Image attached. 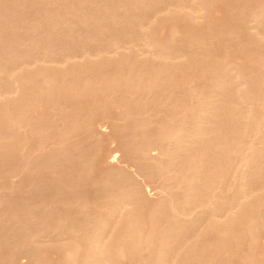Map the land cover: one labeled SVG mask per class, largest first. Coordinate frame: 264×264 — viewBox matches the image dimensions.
I'll use <instances>...</instances> for the list:
<instances>
[{"label": "bare ground", "instance_id": "1", "mask_svg": "<svg viewBox=\"0 0 264 264\" xmlns=\"http://www.w3.org/2000/svg\"><path fill=\"white\" fill-rule=\"evenodd\" d=\"M22 1L26 2V3L27 2L30 3L28 5L29 7L25 8V6H26L25 3L23 5V7L25 9L30 8V11L33 10V11H31V14L29 13V9L23 10V8H21L20 11L17 10L19 8L16 9V5L18 4L19 0H11V3L9 2V0H0V114H1L0 117L2 116L3 118H5V122H4L2 117L0 118L2 121L1 120L0 121L4 122L3 123V124H5L4 126H6V123H7L6 129H8V130H10L11 127H13L15 124V127L12 128V129H15V131L17 130L16 128L21 127L19 125L20 123L23 124V122H24L26 124V122H28L29 126H30V124H32V122L31 123L29 122V119H30L29 117H32L31 116L32 114L30 115V113L33 112V110L35 108L34 105L36 104V101L38 102V99L40 100V97H41V101L38 102V103H40V102H42V99H43L42 96L43 97L45 95H47V96L51 95L52 96V93L55 90L54 89L52 90V88H50V87L53 86L52 84H54V83H55L54 87H56L55 88L56 92L53 93V94H55V95H53V97H55V96L56 97L55 98L52 97V98L56 99V100H60V103H62L61 101H64L65 99H67L68 95H69V97L75 96L76 98L81 96V95L76 96L78 94V92H80V91L77 92L76 90H74V88L80 87V86H77V85H79L77 82H79L81 80L82 76H83L82 79L84 80L85 79L84 75L85 76L88 75V78H89L90 74L93 75V77H94V75L96 77L99 76V79H97L98 77L97 78L95 77L94 82L91 79L92 84L94 83L93 85L95 87V88L93 87L94 90H93V88L91 89L92 92L95 91L94 93H96V90L97 91L101 90V92L102 91L105 92V90H108L107 92H110L111 94H115V92L121 91L122 95L128 94L127 98H131V97L133 99L136 98V100H134V101H137V98H138V102L142 96L146 97V94H147V97H148V95L153 91L151 89H154V91H155V90H157V88H159L160 90L165 88L167 90L168 89V87H166L167 83H168V86L170 84V88H171V83L173 82L172 78L174 75L171 74L169 76L166 72H169L170 70H172V67H176L180 71L182 68H185V67H186L185 69L187 70V67L190 68V65L191 66H197V65H195V63H194V65L191 64V58H189V56H191V53H189V51L187 49L188 48L190 49V47L192 46V45L188 46V43H190V42H186L184 40L187 44V45L185 44V46L188 47L186 49L188 52H185L184 50H180V49L186 48L183 45H180V40L177 44L174 43V41L175 42L178 41L179 35L175 36V29L177 27H174L173 24L181 22L180 23L181 24L180 27H182V28H180L181 30L183 28L185 29V26L187 25V24L183 25V23L184 24L188 23V25H189V23L191 24V23L195 22L193 24L195 27L193 25H189L190 28H192L193 30H194V28H196V26L199 27L200 21H201V23H203L202 24V26H203L204 22L205 23L207 22V19L209 17L207 13L211 11L209 8L213 5L212 1H214V0H68V4H65V3H67V2H65V0H28V1L22 0ZM216 1H219V0H216ZM241 1H243V0H241ZM256 1H259V0H256ZM261 1L263 2L264 0H261ZM232 2H234V1H231V4H232ZM253 2H252V4L255 3V2L254 3ZM256 3L253 6L251 4V7L247 8V9L246 8L245 9L238 8V6L240 5V2L237 6L235 5L237 7V9H240V10H236V11H238L237 12L238 14L240 12V15L238 16L235 13L236 16H238L237 17L238 21L236 18H235V20L240 25L242 24L241 27H243L244 30H240V31H241V34H245V35L244 36L242 35L243 40L239 37V35H237L235 37L234 34H230V37H228V38L233 40V37H231L233 35L235 40L240 38L243 42L245 39V36H246L247 40H245L243 42V44H242L243 46L240 45L241 44L240 39H238L239 41L237 42V43L240 42V44H238L239 46L236 44L234 45L235 47H238V48L240 46H242V48L240 47L241 51L239 50L238 53L241 52L242 55H245V56L249 55L250 56L251 49L247 48V46L250 45L248 47L252 48V51L257 53L256 59H258V60H256V61H258V64H259L258 66L262 65L261 67H264V3H257V4ZM20 4H22V3H20ZM222 4H224V1L222 2ZM244 4H245V2L243 3V5ZM18 6H19V4H18ZM225 7L228 8L227 4ZM244 7H247V5L243 6V8ZM206 15H207V17H206ZM210 17H211V15H210ZM200 19H204V20L206 19V21L200 20ZM197 20H200V21H197ZM210 20H208V21H210ZM169 23H172L173 26L169 25ZM196 23H199V24L195 25ZM210 23H211V21H210ZM210 23H209V25H210ZM166 25L168 27L171 26L172 28L170 27L171 30H170V28H168L171 32L169 30L164 31V28H163V30H161L163 32L162 34H165L164 37H167L166 34L167 35L169 34L168 36H170V34H171V36L168 37L167 39H165L164 37L162 38V39H165L167 41V43H164V42H166L165 40L163 41L161 39L162 41H160V38L162 37V35L159 33V30L162 29L163 26H165V28L167 29ZM188 25L186 28L189 27ZM226 25H227V23H226ZM240 25L237 27H240ZM241 27H240V29H241ZM180 29H179V31H180ZM200 29H202V28H200ZM225 29H227V28H225ZM185 30L189 32V30H187V29H185ZM185 30H183L182 33ZM166 31H169V32L166 33ZM190 33H193V32H190ZM224 33H226V31H224ZM238 33H240V32H238ZM159 34L161 37L158 36V38H157V35H159ZM176 34H178V32H176ZM179 34H181V33H179ZM183 34H181V35H183ZM199 34H201V33H199ZM199 34H196V35L195 34L194 35L188 34L189 37L190 36H191V38L193 37L190 40L191 42H193V44L195 43V41L193 39H197L195 37H198ZM188 35H187V33L184 34V36H186V38L183 36L184 39L189 40L190 38L188 39ZM172 36H173V38H172ZM216 36H218V34ZM225 36H227V34ZM59 38H60L61 42H59L60 44H58V45H61L63 43H64V45L62 47L59 46L58 48H60V49L58 50V48L56 49L55 45H56V43H58L57 40ZM170 38L173 39V42L171 41L172 39H170ZM175 38H176V40H174ZM180 38L183 39L182 37H180ZM202 38H203V36L199 38L200 41H202V44L201 45L199 44V45L201 47H203V50H202V48L198 47L199 45H196V48L198 47L199 49H201L203 52L201 50L200 51L202 52V54H204L205 53L204 51L206 49L205 47L207 46L206 43L208 41L210 43L211 38L209 37L210 39L208 41H206V43H204V44H206L205 47L203 44V41H205V40H204V38L203 39ZM218 38H216V39H218ZM60 40H58V41H60ZM182 41H181V44L184 43V41L183 42ZM198 41L199 40H197L195 44H198L197 43ZM171 42H172V44L173 43L175 44V45L174 44L172 45L175 47H172L170 45ZM245 42H246V44H245ZM248 42H249V44H248ZM209 43H208V46H211ZM230 44H232V43H230ZM244 44H245V46L246 45L247 46L245 47ZM178 45L183 46V47L179 49ZM85 46L89 47L90 49H88L87 47L85 48ZM226 46H224V47H226ZM228 47H229V45H228ZM228 47H227V49H224V50L225 51L228 50L229 49ZM231 47H232V45H231ZM243 47L247 48V50L245 48L243 49ZM63 48L66 49V52H65V50H63ZM193 48H195V45H194V47H191L192 54L194 52ZM196 48H195V50L198 51L199 49H196ZM209 48H207L206 50H209ZM248 50L250 52H247ZM59 51H63V53H60V54H62V56L59 54ZM209 51L207 53L209 55H211V53H210L211 51L210 52ZM228 51H230V50H228ZM242 51H245L247 53V55L245 52H242ZM198 52H196V54H198ZM243 53H245V54H243ZM253 53H251V57L252 58L254 57V59H255L256 53H254V56H252ZM55 54H57V55L59 54L58 55L59 57L56 56ZM194 54H195V52H194ZM194 54L192 55L193 56L192 59L200 61L197 64H200V63L204 64V65L200 64L199 67L201 66V68H203L202 66H205L207 63L208 64L212 63V65H213L212 67L213 68L216 67V68L215 69L211 68L212 71L210 70L211 71V73L209 75L210 77L208 76V78H210L209 80L206 77H207L208 73L210 72L209 71V69H210L209 67H211L210 64L208 67L209 69L207 68L208 65H206L205 70L207 71V69H208V71H207L208 73L206 75H204L205 72H203L204 68H203V70L201 68L198 69V67L193 68V69H197L196 71L200 70V71H198L200 73L203 72L202 74L204 76L202 75L201 77L202 78L205 77L204 80L207 79L208 83L206 81L200 80V82L202 81L201 82L202 84H203V82L205 83L202 85V88H199V89H201V90L203 89V90L200 92H199V90L195 91V86H194V91H192L191 94H193V96L195 95L194 93L198 94L197 92H199L200 94L195 95L196 97L192 96L193 98H191V95H188L189 94L188 92H191L188 89V91H187L188 96L186 97V93H185L184 98L185 99L187 98L188 100L191 99L192 102H190L188 104L185 101L186 103H184L185 105H184V108H182V109H185V106L187 104H188L187 107H189V105L191 106L190 108H186L185 109L186 111L184 110V112H182L183 110L180 109V111L182 110L180 112L179 110H177L180 112V114L178 115V113H179L178 112L175 116H172L175 114L172 111V109L174 110L175 106L172 109H170L169 108L170 106H168V108L174 114L173 113L171 114V111L169 110L168 116H171V119L169 117V119L166 121L168 116H166L167 113H165V112H167L168 108L163 103H164V101L167 102V100L169 98L165 95H162L165 98H167V100H165V98H163L162 96H159V95H161L160 92H163L164 90H162V91L157 90L155 92L156 93L155 97L159 96V99H158L159 102L156 98H154V96L152 97V99L153 98L156 99L157 101H155V103L156 104L159 103V105L161 103L160 101L164 99V101H162L163 102L162 104L164 105V107L167 110L163 111V115L165 113L164 117H166V118H163L160 114L158 115L157 120L155 118H150L151 121L149 119V121H150L149 124L152 123V119L156 120V121H154V124L158 120H161L159 122L161 124L157 125L158 127L156 126V124L153 125L154 127L151 124V126L153 128V129L151 128L152 129L151 130V129H149L151 126L148 124V118H147L148 116L146 117L147 113L145 114L144 109H146V110L148 109V111H146V112H148L149 116H150V113L152 111H157L156 113H158L159 110L161 108H163V106L161 108L158 107L159 108V110H158L157 107L153 104L154 100L152 102V99L150 97L151 102L155 106L156 110H153V109L151 110L150 109L151 105L149 106V108H146L148 106L147 105V106H145V108L143 107L144 112L140 113L141 111H138L139 113H137V111H136L137 114L134 115V112H135L134 110H137V109L136 108L132 109L131 105H134L135 102H133L130 99L127 100V98L125 96H121L120 99L118 98L119 99L118 102H117V100L115 102L113 101V103L117 102V104H115L116 107L118 106V103L120 102L121 99H122V101L124 100L122 97H125V99L127 101L130 100L128 102V104L130 102L134 103V104L130 103L131 104L130 106L127 104L131 108V110L128 109L129 107L127 108L129 110V111L127 110L128 112L125 111L126 109L123 107L125 109L124 110L125 114H123L124 112H122V115L124 118L127 117L126 120H124L127 123V126H128L127 119L128 120L130 119L129 121H131V123L133 125L134 132L136 131V129L139 128L138 126H140V128L137 131L142 130L141 129L142 127H145L143 129H146V128L149 129V130H145V131L143 130L142 134H141L142 136L140 135V132H138V135H137V132L135 133L136 135L133 134V131L131 133L129 131V129L131 128L130 125L128 126V127H130L128 130L124 131V129H123V131H122V129H120L121 131H119L118 128H120V126L117 128V126L119 125L118 122L120 121L121 124L123 122V119L121 120V117H122L121 114H118L119 116L121 115L120 117H117L118 115L116 116L117 117L116 119L117 120L119 119L118 122L116 120V122L118 124L116 126V129H118V130H116L115 127L112 128L114 123L112 122V124H110L111 123L110 117H107L106 115H108V114L105 115L104 113H103V115H105V116H103V117L102 116L98 117V114H100V113L97 114V118H98V121L100 123L98 122L99 124L98 123L94 124V123H92V120H94V118L96 116L93 117L94 113L90 112L93 115L92 116L90 114L93 119H91V117H89L91 119V123H92L91 126L93 129V132L90 129V127H91L90 126V124H91L90 120H89V122L87 121L90 124H88L86 122V125L88 124L89 128L86 127L85 125L83 126L85 121L88 119L87 117L89 114L86 115L87 116L86 120L84 118V115L88 112L82 111L83 116H81V117L74 114L75 116H78V117H77V119L74 117V119H75L74 121L71 120L73 126H75L74 128H76V125H78V128H76V129H79L82 126L81 128H83V130H84V128L86 127L85 128L86 131H85V133L83 132V134L87 133V135L91 134V136H92V133H93V135H95L94 131H97L98 129H99L98 132L100 131V133H101V130H102L101 127L104 129L105 125H107V123H109L112 126L110 127L108 125L107 127H110L113 130L112 134H114L115 130L119 131V132H115L114 135H117L118 133L121 134V132H122V134H121L122 136H120V135H118V136L121 137V140L123 142L119 141L118 139L116 140V141L121 142L120 143L121 148H123L122 146H124V145H122V143H125L124 141H127L128 140L127 138H129V137H132L131 139L133 140L135 138V137L133 138L134 135L136 137L140 136V137H138L139 138L138 143L145 140V139L141 140V138L144 137V135H145L144 133L145 132L151 133V131H153L155 126H156L154 133H152L151 135L147 134L151 140L146 136L149 140L146 139L145 141L148 140L151 142L147 141L148 143L146 142V144L141 142L145 145V148L142 149V153H143V154H141V155H143L142 158L140 157L141 155H138L139 156V159H137L138 161L134 159V161H137L136 164H138V162H142L141 161L142 159L147 160V161L153 160L152 161L153 163H151V166H152V164L155 163L154 160L162 159V160H159L160 162L157 161L155 163L156 164V167L154 166L155 171H152L153 168L148 164L150 166L149 168L150 169L152 168L151 170L148 168L150 170V172H153V174L151 173V175L153 177H156L155 179L157 180V183L155 182L156 185H154V188H157V190H156L157 192L156 191H154V192L159 194V195L155 194V196L158 195V197H159V201H157L158 199H155V201H157V204L159 202V206H157V204L153 205V206L156 205L155 208L156 207H158V208H156L155 210L150 208L151 211L153 210L152 215L146 216L147 211L146 212L144 211L146 219L148 218V222H147V220H144L145 216H142L143 210L142 209H141V211L137 210V209H139V207L141 205L140 203H139L140 205L138 204L139 207L135 206L136 209L132 207V205H134L136 203L135 199L137 197H139V199L143 198V196L141 194L142 192L140 193V195L142 197H140V196L136 197V194H135L136 192L137 193L140 192V190L138 188L141 185L137 184L138 187H136V189L138 191H136L135 187L133 186L134 190L136 191L135 192L133 190V192L135 194L134 200H133V195H132L133 193H129V192L127 193V191H125V189L127 188L126 185H125L126 188L123 189L124 191H122L120 189L121 187L118 186L119 187L118 190H121L120 192H123V193H120L119 191H117V192H119V193H117L118 195H116V197H115L113 194L114 198L113 199L109 198L110 200H107V198L105 197L106 198L105 200L107 202L105 207L103 206L104 207L103 208L101 205L102 209L100 211L99 210L94 211L93 214H95V212H96L95 217H94V215L92 216V218H93V220L91 221L92 223L91 222H90L91 224L89 223L90 227L88 226L89 228L87 227L88 228L87 230L83 229V227H82L83 225H85L84 224L85 222H86V224H88L86 214H84L86 217V221H85L84 217H83V219H84V221H83V219H82L83 214L80 213V215H79V212L75 213V211H74L75 214H78L80 216L79 217L80 219L78 218L77 215L71 214L73 217L74 216H76V217H74L73 221L69 219L70 220V222H69V220L66 221V219H64V217L66 218V216L68 217L70 214L66 215V213L64 212V215H66V216L62 217L64 222L65 221L67 223L72 222L76 226L77 223L75 224V222L77 221L79 223L78 227L80 226V223H81L80 227L83 230H85V231L82 230L83 233H81V231H80L81 229L79 230L78 227L76 229H74L75 226L74 225H73L74 227L71 226L72 224L67 225V223H66V226H68V227L65 228L66 226L65 227L63 226L65 224H63L60 221L62 219L60 217L62 214L57 216L58 219L56 221H55V219L52 218L55 216V214L53 216L50 213L46 212L47 213V214L45 213L46 216H48V214H50V216H52L50 219H48L46 216H44V214L37 215V218H41L42 216L46 217L47 222H49L50 224L49 223L45 224L44 223L45 219L43 217H42L43 218L42 220H44L43 222L41 219H36L37 221L34 219L36 221V223H34L35 222L34 220L30 221V219H29V221H26L24 224L22 222L21 224H23V225H20L19 223L16 222L18 225H20L18 232L16 233V231H17L16 226H15L16 231L13 234L11 232L10 233L8 232L7 234H9L10 237L12 236L13 240L11 238H9V240L10 239L11 240L10 241L7 240V242L9 241V243L6 242V244L9 245L12 243L11 244L12 246L10 247V249H12V251H13L12 255H14V257L16 256L19 260H16L17 259L16 257H15L16 259L8 258L9 253L11 254V252H8V255L6 258L10 259L9 260L10 263L12 260H13L12 261L13 263H14V261H17V263H18V261H20V259H22V260L24 259L26 262L29 261L28 264L30 262H33L31 264H34V263L37 264L34 261H36V260L38 261V259L41 260L42 256H44L43 259L45 260L47 258V257H45V254H47V252L52 249V250H54L53 253L60 254L59 260H61V256H62V261H59L61 264H118L120 262L119 260H121V259L122 260L125 259L124 260L125 262H127L126 261V259H127L130 264H187L188 260L191 258V257L189 258V256H193V252L195 251V249L193 250V248L197 247L195 244L197 241L196 236L198 234L196 231L198 229H196V231H195V227H197L196 225L198 224V222L200 223V221L198 219V217L200 215H202V216L205 215V217H206L208 214L209 217H206L207 220H204V221H207V224H209L208 222H210L211 227L213 226L212 229H214V228L217 229L216 227H218V229L220 228L219 231L221 232L220 235L222 236L223 242H225V240H227L228 237L229 236L231 237L233 234H234L233 236L235 237V235H238V233H240L239 237H241V233H242L241 231L243 228L242 226L247 224L246 221H244L245 222L244 225L242 224L243 223L242 222L243 216H244L245 220H247V221H249V219H246V218L247 217L251 218V216H252L253 219H250L249 222H252L251 224L253 226L255 225L254 227H256V228H257L256 224H258V227L260 228L259 225H262L263 221L262 220H256V219L254 220V218H255L254 215H256L258 218L261 217V212L263 211L262 210V205H263L262 202L264 203V137H262V135L264 134V133H262V132H264V113H262L264 111V98H263V100H261L262 98L259 96L258 97L261 99L257 100L256 98H257V95H259L261 93V92L260 93H258V92L264 88V85H262V88L261 87L257 88V86L260 85V83L263 84L264 82L262 81V78H261V82H259L260 78H258L259 80L254 79V81H258L259 84L256 85V83L253 81V83L255 85L253 84L254 87H252V86L250 87V89L252 88L251 91L254 90L253 88H255V86L257 89H260V90L257 91L256 96L252 95L253 92L257 89L255 88V90L253 92L249 91V89H248L249 86H247V83H248L247 81H249V83H250L251 80L250 79L247 80V77L250 76L248 78H251L253 76V75L251 76V74L249 72L250 71L249 67L250 68L252 67L250 64L253 63L254 59H252L253 61H251V63L246 61L249 64V67L247 66V69L249 71L247 70L248 71V72H246L247 74H244L243 72H244V69H246V68L242 69L243 66L241 67V65L239 64L241 68L239 67L238 68L239 71L238 70L236 71V69H235L236 66H234V65L238 64L237 62L235 63V61L232 60L234 62L233 63L234 65L231 63L234 66L233 67L230 65V62L228 61L229 58L227 57L228 58L227 60L225 58L228 55H226L225 57L222 58V56L227 54V52H225V54H221V56L215 55L213 53L212 55H214L215 57L219 56V59H217V61H214V59L211 57L212 55L210 56L213 59V61L216 62V64L214 63L215 67H214L213 62H209V61H212L211 59H209V61L200 60L202 58V54L200 52H199V54H200L201 58L199 59L200 56L199 55H198L199 57L197 56V58L199 60L195 59L196 57H194V56L196 54L195 55ZM120 55L121 56L124 55V57L123 56L121 57ZM55 56L58 58H56ZM115 56H117V58H115ZM258 56H259V58H258ZM203 57H205V55H203ZM206 57H207V54H206ZM210 57L208 56V58H210ZM233 57H234V55H233ZM247 58L249 59V57H247ZM207 59H205V60H207ZM222 59H224L223 60L224 63L226 60V63L229 65L224 64V66H223ZM248 59H246V60H248ZM117 60L119 62H121V60L124 61L125 64L124 63L123 64L126 65L125 67L128 68L130 71L139 68L138 72L144 71V73L147 72L148 74H146V75L144 74V76H142L143 73L141 75V73L140 72L138 73L137 70H136L137 73L136 72L132 73V71H131V73H129L128 71H124L127 74H130V75H127L123 71H121V69H119V71L117 70L118 72L116 71V75L111 79V77H109V76H111V74L109 73L110 72L109 69H111V68H108V70H107V71H109L108 73L110 75L105 74V72H107V71L104 68L107 69L108 65H109L108 67H110L111 66L110 64L113 63V61H114V64L117 63L119 65L120 63H118ZM215 60H216V58H215ZM218 60H220V62ZM243 60H244V58H243ZM115 61H116V63H115ZM221 61H222V63H221ZM205 62H207V63H205ZM217 62L221 63L222 66H220L221 64L218 65ZM255 64L256 65H254V66H257V62ZM118 65H116V66L112 65L113 67L111 66L112 67L111 71L114 70V67L117 68ZM120 65H122V62ZM217 65L219 67H217ZM239 65H237V66H239ZM125 67H123V68L119 67V68H122V70H125L124 69ZM170 67H171V69L168 71L167 68L169 69ZM253 68L254 69H252L251 72L253 70L255 71V69H258V70L260 69V67H257V68L253 67ZM95 69L102 70L101 72L105 71L104 74H105V76H107V77H105V79H107V78L110 79V80H106V82L105 81L102 82L103 87H101V86L99 87V83H100V85L102 84L100 82L101 81L100 77L103 74H101V76L97 75L98 72H99L98 74H100V71H98V70L96 71ZM177 69H175V70L177 71ZM185 69L181 70L183 72V77H186L188 74L193 72V70L191 71L192 67L189 70L191 72H189L188 70H187L188 71L187 72ZM240 69H241V72H240ZM79 70H81V71L84 70V71H89V72H91V70H92V71H96L97 73L94 72V74H93V72L92 73L87 72V74L84 73V75H82L83 73L82 74L79 73V72H81ZM175 70H173V73H175L174 72ZM183 70L187 72L186 76H184L185 74H184ZM262 70H263V68L260 69L259 72H261ZM114 71H113V73H114ZM196 71L194 70L193 73H195ZM198 72H197V74H198ZM77 73L82 75V76H80L81 78L78 77ZM241 73H243L242 76L243 75L247 76L248 74H250L246 78L243 77L246 79V82H245V80H242L243 78H241V76H240ZM131 74L132 75L137 74V75L132 76ZM177 74H180V72H178ZM255 74L258 77L257 73H255ZM262 74L263 73H259V77H263L264 74L263 75ZM74 75H77L76 77L79 78V80L73 79V80H77V82H76L77 85H76V83L71 82V81H73V80H71V78H73ZM166 75L169 77H171L172 75L173 76L171 78H164ZM192 75L190 74V75H188V77L192 78ZM162 76L164 79L162 78ZM178 76L180 77L181 75H178ZM194 76H193V78H194ZM256 76L254 75L252 78H254V77L257 78ZM68 77L69 78L71 77L70 82L67 81ZM198 77L199 76H197V79H198ZM175 78H177V75L175 76ZM191 78H190V80H192ZM58 79L61 80V82L56 83L55 81H57ZM103 79H104V75H103ZM197 79L196 80L193 79L196 82V84L198 83L197 81H199ZM263 79H264V77H263ZM85 80H87V81L84 83L89 84L90 86L92 85V84H90L91 83L90 81H89L90 83H88L89 79H87V77ZM95 80L96 81L100 80L98 82L97 86L95 85ZM179 80H181V79L179 78ZM179 80H177L176 84L183 85V84H186L188 81H190L187 78L188 81L183 79L184 82L180 83ZM193 80L191 82H193ZM52 82H54V83H52ZM81 82H83V81H81ZM164 82H166L165 87L160 88L161 85H164V84H162ZM174 82H175V79H174ZM48 83H51L50 84L51 86L46 88L45 86H48L49 85ZM71 83H73V84H71ZM193 83H191V85ZM86 84H85V86L81 85V92L84 91V93H85V89H86V91L88 92V90H89L88 93H90L91 90L88 88L90 86L88 85L86 87ZM188 84L185 85L184 87L187 86V88H188ZM251 84H252V81H251ZM251 84H249V85H251ZM72 85H76V86L74 88H70V86H72ZM191 85H189V86L191 89H193L192 88L193 85L192 86ZM27 87H29V90L32 92L31 94H30L29 90H27ZM31 87L33 88V90L30 89ZM98 87H99V90H98ZM176 87H178V85ZM176 87H174V88H176ZM82 88H83V91H82ZM182 88H183V86H182ZM187 88H185V91L187 90ZM196 88H198V86ZM22 90H23V92L25 91V93L20 96L21 99L17 98V96H19L18 93L21 94ZM77 90H79V89H77ZM173 90L174 89H172V91ZM178 90L180 91L181 88H179ZM178 90L176 89V91H175V93L177 92V95L182 94V92L184 91V89L181 90L182 92L181 91L179 92ZM141 91H144L145 93H146V91H149V92L151 91V92L150 93L148 92L149 94L146 93L145 95L143 92V95L140 96L142 94ZM26 92H29V95H30L28 97L29 98L28 100H26L27 99L26 97L28 96V95L26 96V94H28ZM138 92H139V95H138ZM157 92H159L158 93L159 95H157ZM168 92L167 93L164 92V93L166 95H168L169 94ZM86 94L84 95L86 98L84 96H81L82 99L84 97L85 99H87L85 101L92 100V98H90V97H89L90 99L87 98L88 97L87 95L91 96L92 93H90L91 95L90 94L86 95ZM108 94L109 93H107V96H105V97L103 96V97L104 98L108 97L109 96ZM111 94H110V96H111ZM116 94H118V93H116ZM119 94L121 95V93H119ZM131 94H133V95L137 94L139 97H137L136 95H135L136 97H133V96L130 97L129 95H131ZM170 94H169V97H170ZM172 94L174 95V91ZM23 95H25V96H23ZM104 95H106V93ZM118 95H117V97H118ZM152 95H154V94L152 93ZM173 95H171V98L169 100L172 99ZM177 95H176V97H177ZM183 95H180V96H183ZM22 96L25 98H23ZM93 96H94V94H93ZM96 96H97V99L96 98H93V99H96L98 101L99 95L97 94ZM149 96H151V95H149ZM13 97H14V99H18V101L16 100L17 102H19V100H21L23 102L27 101V103L24 104L22 102H19V104H17L14 102L15 100L13 99ZM75 97L70 98V99L68 98V99H69V101L70 100L77 101ZM103 97L102 96L99 97L100 101L101 100L103 101V99H101ZM111 97H109L110 100L108 99L110 102L109 101L107 102V100L105 99V101L109 105L112 102L111 99L114 100V98L113 97L111 98ZM144 97H142L141 99H143ZM160 97H162L163 99L160 100ZM176 97H174L173 99H175ZM63 98H64V100H62ZM148 98L147 99L145 98L144 100H146V102H148L149 101ZM178 98H182V97H177V99H175V100H177L176 103H178L177 108L181 107V104L183 103L182 102L181 104H179L180 99L178 101ZM48 99H50V98H48ZM53 99L52 100L50 99V100L53 101ZM11 100H13V103L10 102ZM50 100H48L49 101L48 102L46 100V96H45L44 101H46L49 104L51 103V106H52V102ZM78 100H80V99L78 98ZM96 100H92L91 102L89 101V103L84 101L85 106L87 107V108L84 107V109L86 108V110H90L92 108L91 106H94L93 101H96ZM169 100H168V102H169ZM175 100H173V101H175ZM65 101L62 103V107L55 106L56 108L58 107V109H57L58 111L60 109L61 112H64L63 109L61 110V108L66 107V106L65 107L63 106V104H65ZM67 101H66V103H68ZM100 101H98V103ZM102 101H101V104L104 102V101L103 102ZM171 101L169 102L170 104H171ZM181 101H184V99L183 100L181 99ZM57 102H59V101H57ZM149 102H148V104H150ZM9 103H12L10 105H14V103L17 106L20 105V107H18V110L16 109L17 106H14V107H16L15 113L18 112L17 113L19 115L18 117L16 116V114L14 112H13L14 114L12 113L11 107L13 108V106L10 107ZM53 103L54 104H53L52 108H54L56 101L54 100ZM90 103H92L93 105H89ZM113 103L111 104V106L112 105L114 106ZM120 103L123 104V102H120ZM142 103L144 105L145 102L143 101V102H140L139 104H142ZM176 103H175V105H176ZM37 104H36V107H37ZM96 104L97 103H95V106L97 108L98 105H96ZM101 104L99 103V105H101ZM170 104H168V105H170ZM57 105H59V103ZM87 105H89V106H87ZM123 105L127 107L125 102ZM173 105L171 104V107ZM178 105H180V106H178ZM104 106L111 107L108 105H103L102 107H104ZM152 106H151V108L154 107V106L153 107ZM88 107H89V109H88ZM106 107H105V110L103 108V111L105 113L107 112V109H108V108L106 109ZM134 107H138V103H137V105L135 104ZM52 108L49 107V109H51V111H52ZM56 108H54V109H56ZM111 108H109V109H111ZM120 108H121V110L123 109L122 107H120ZM139 108H140V110L142 109L141 107H139ZM28 109H29V112L31 110V112L29 114H27ZM84 109L80 108L78 110H84ZM92 109L94 111V107ZM99 109H97L98 112H99ZM109 109H108V111H109ZM119 109H118V113L121 112V111H119ZM65 110H67V109H65ZM68 110H70V108H68ZM71 110H72V108H71ZM101 110L102 109H100V112L102 113ZM132 110L134 111V112H132L133 115L129 114V112ZM149 110H151V112H149ZM162 110H164V108L161 109V112H162ZM26 111H27V113H26ZM95 111H96V109H95ZM111 111H113V110H111ZM174 111L177 112L176 110H174ZM69 112H71V111H69ZM116 112H117V110H116ZM11 113H12V115H11ZM112 113H110L111 115H108V116H111L113 118ZM258 113H262V116H258V115H260ZM25 114L29 115V117H27ZM82 114H79V115H82ZM11 116H12V119H11ZM22 116L25 118L27 117L26 119H28V121H26V119L24 118L25 121L19 122V119H20V121L24 120L22 118ZM128 116H129V118H128ZM16 117L18 119H16ZM82 117H83V119H82ZM104 117H107V119L105 121L103 120ZM99 118L101 121L99 120ZM66 119H67V117H66ZM77 120H81V121H79L81 124ZM75 121H77L79 124L74 125ZM111 121H113V120H111ZM66 122H67V124L65 126L68 125V127H70V126L72 127V124L70 125V123H71L70 121H66ZM82 122H84V123L82 124ZM93 122H96V121H93ZM93 124L95 126H96V124H98L97 126H99L101 124L100 125L101 127L98 129L95 128L96 130H94L93 127H95V126H93ZM123 124H125V123L123 122ZM147 124L149 125V127ZM16 125H17V127H16ZM146 125H147V127H146ZM1 126H3V125H1ZM1 126H0V128H1ZM4 126H3V129L5 130ZM24 126L26 127L27 125H22V127H24ZM65 126H64L63 131L67 130L66 132H68V130L73 129V127L71 129L70 128L65 129ZM114 126H115V124H114ZM123 126L126 127L125 129L128 128L126 126V124ZM136 126L138 128H136ZM121 128H124V127H121ZM33 129H34V127H33ZM39 129L38 130L35 129V130L39 131ZM76 129H74V130L76 131ZM8 130H7V134H8V132L10 133V131H11V130L10 131H8ZM20 130H17V131L19 132ZM41 130H43V128ZM41 130L37 133L35 132L36 133L35 137L37 136V134H39V135H40V133L42 134L43 131L41 132ZM45 130H47V129H45ZM0 131L3 132L2 129H0ZM12 131H11V133H12ZM127 131H129V132L126 133ZM18 132L17 133L14 132V134L17 135ZM69 132H73V130H71ZM14 134L12 135L13 138L11 136L9 138L14 139ZM45 134H46V132H45ZM59 134L61 135V133H59ZM96 134H97V132H96ZM125 134H127V136ZM9 135H11V134H9ZM4 136H6V134L5 135L3 134V137ZM8 136L4 137L5 139H7V141H5V139L2 138V140H4L5 142L0 140V143L2 144V142H3V143H5L4 145L7 146V144L10 141V140L8 141V139H9ZM18 136H20V134ZM118 136H117V138H118ZM15 137L17 138V136H15ZM40 137H41V135L39 136V138ZM125 137H127V138H125ZM114 138H116V137H114ZM0 139H1V137H0ZM17 139H19V138H17ZM17 139H16V142H18ZM124 139H126V140H124ZM131 139H129V140H131ZM136 141H137V139L136 140L134 139L133 142L132 141H130V142L135 144ZM6 142H7V144H6ZM12 142H15V140H13ZM23 142H24V140H23ZM127 142H126L125 146L127 145ZM35 143H37V142H35ZM131 143L128 142V145ZM141 143H140V145H138V144L137 145L140 146L141 148H143L144 145L142 144L143 145L142 146ZM14 144L16 145L17 143H14ZM20 144H22V143H20ZM133 144H131V146ZM147 144H149V145H147ZM137 145L136 146L133 145L134 148L136 147V149H137ZM120 146L118 143V147H120ZM125 146L123 148V152L127 153L126 150L128 149V147H130V145L126 146L127 148ZM2 147H4V146H2ZM118 147H117V149H115L116 151H119V149H121ZM6 148L8 149L9 147H6ZM134 148H132V149L130 148L131 152L133 151ZM130 149H129V151H130ZM138 149H139V151H141L140 148H138ZM115 150L113 151L114 154H115ZM154 151H155V153L157 152V154H158V155L156 154V156H157L156 159L153 158L155 156L153 154ZM113 152H112V154H113ZM22 155H24V154H22ZM152 155H154V156L152 157ZM2 156H3V154H2ZM110 158H112L111 160L114 161L113 156ZM140 158H141V160H140ZM107 159H108V157H107ZM111 160H109V161H111ZM134 161H133V164L135 165ZM142 164L144 165V163H141V165ZM139 165H140V163L138 164V166L137 165L136 166H137V168H139L138 169L139 174H141L142 172L140 173V171H139L141 168V165L140 166ZM143 165H142V167H144ZM146 166H147V164H145V167ZM63 169H65V168H63ZM144 170H141V171L144 172ZM149 170H147V168H146V170H145V171H147L146 174L147 173L150 174ZM84 173H85V171H84ZM75 174H78V173H75ZM148 174L146 176L150 177L151 175H148ZM15 176H13V177H15ZM83 176H85V175H83ZM118 176H121V175L118 174ZM122 176L120 178L125 177V176H123V177ZM140 176H142V175H140ZM146 176H145V178H146ZM145 178H142V179H144L148 183L149 179L146 180ZM153 179L150 178V181L152 180L151 181L152 183H154ZM118 180L119 179H117V181ZM120 181H122V180H119V182ZM106 182H108V181L106 180ZM224 184L227 185V187L224 186ZM144 185L145 184H143V186ZM120 186H122V188L124 187L123 185H120ZM143 186L140 189H142V188L144 189ZM223 186L226 187L227 189L226 190L221 189ZM108 188L106 187L105 190L107 189V191H108ZM110 188L112 189V187H110ZM110 188H109V190H110ZM131 188H132V186H131ZM131 188L130 189L127 188V190L132 191L133 188L132 189ZM221 190H223L224 192L223 191L222 192L225 194L221 193ZM226 192H227V194H226ZM109 193H111V192H109ZM103 195H104V193H103ZM111 195H112V193H111ZM111 195H109V196L111 197ZM106 196H108V195H106ZM71 200H72V198H71ZM105 200L103 201V203H105ZM137 200H138V198H137ZM155 201H153V202H155ZM81 202H82V199H81ZM84 202H82V203H84ZM140 202H143V201H140ZM73 203H75V202H73ZM76 203H77V201H76ZM84 204H86V203H84ZM78 205H80V204L78 203ZM74 207L78 208V206L77 207L74 206ZM64 208H65V206H64ZM80 208H81V206H80ZM263 208H264V206H263ZM92 209H94V208H92ZM150 209H148V212L150 211ZM79 210H82V208ZM95 210H97V207L95 208ZM136 210L141 213V214L139 213L138 216L139 217L142 216L140 219L143 218L142 220H144L145 223H147V228L149 226L150 229L144 228L143 225L140 226L144 221L142 222L141 220L140 221L138 220L139 217L138 216H137L138 218L136 217V214H137ZM86 212H88V211H86ZM30 213L33 214V212H30ZM36 214H38V213H36ZM148 214H151V213H148ZM50 216H48V217H50ZM70 216H69V218H70ZM11 217H13V216L11 215ZM31 217H34V215ZM59 217H60V219H59ZM203 217H201V218H203ZM262 217H264V215ZM16 218H17V216H16ZM75 218L76 219L78 218V220L82 219L83 224H82V222H79ZM26 219H28V218H26ZM26 219L24 218V220H26ZM51 219L54 220L55 222L53 221V223H51L52 222ZM2 220H3V218H2ZM74 220H75V222H74ZM263 220H264V218H263ZM137 221L141 222L140 224H138L139 227H141V228L143 227V229L145 231H146V229L148 231L144 233L143 230L140 229L136 225L138 223ZM255 221L256 222L262 221V222H260V224H259V223H255ZM145 223H143V224H145ZM239 223H240L239 229H241L240 232L238 229V225L235 226V224H239ZM13 225H15V224H13ZM200 225H201V223H200ZM200 225L198 226L199 229L201 226H203V228H205V226H207V225H205V226L204 225L200 226ZM158 226H160V227H158ZM214 226H216V227H214ZM233 226H235L237 228H234ZM248 226H250V224ZM70 227H72V228H70ZM232 227L234 228V231H233ZM246 227L244 226L245 230H246ZM247 228L250 229L252 227L250 226ZM151 229H153V231H154V233L151 232L152 233L151 236H153L152 238L149 237L151 234L149 232V230H151ZM252 229H253V231L255 230L254 228H252ZM252 229H250V231H249L250 233L252 232L251 234H253ZM236 230H238V232ZM256 230H258V229H256ZM214 231H216V230H214ZM148 232L150 234H148ZM201 232H202V229H201L199 234H201ZM204 232H203V235H204ZM233 232H235L237 234H235ZM246 232H248V231H246ZM79 233H80V235H78ZM195 233H197V234L195 235ZM216 233H218V231H216ZM263 233H264V231H263ZM205 234H206V232H205ZM251 234L248 235V238ZM216 235L218 236V234H216ZM244 235H242L243 239L236 238L238 243L240 240H244V238H246L247 235H245V236ZM79 236L81 239L80 242H81L83 249L80 248L81 245H80V247H77L78 246L77 243H79L78 242L79 239L76 240L75 238L79 237ZM197 237H199V236H197ZM203 237H202V240H204ZM153 238H154V240H153ZM200 238H199V240H200ZM218 238H219V236L217 237V240H219ZM232 240H230V241L232 242ZM11 241H13V242H11ZM230 241L227 240L226 245H228L227 246L228 249L231 247L230 250H232V252L234 253L233 249L235 250L236 248H238V247L234 248L237 244V241L235 240L236 243H234L235 242L234 241L233 244L230 243V245H232V246L235 245L233 247V249H232V246H230L228 244ZM204 242H206V240ZM243 242H246V239ZM243 242H240V243H243ZM210 243H213V242H210ZM210 243L207 245V247H209ZM206 244L207 243H205L204 245H206ZM217 244H219L218 241H217ZM226 245H222V246H226ZM239 245L240 244H238L237 246H239ZM211 246H212V244H211ZM213 246H214L213 248H215L216 244L214 243ZM45 247L49 248L48 251H47V248H45ZM199 247H201V246H199ZM219 247H221V244L219 245ZM42 248L44 249V251L41 250ZM77 248L81 249V251H82L81 254L78 251H76ZM7 249H8V246H7ZM45 249H46V251H45ZM80 249H77V250L80 251ZM144 249H146L145 251L147 253H145V254H147V256L142 254V251H144ZM204 249H205V247L203 248V250ZM215 249H217V248H215ZM200 250H201V252H203L202 248H200ZM223 250H222V252H224V256H226L227 259L228 258L231 259L232 255L234 256V254L232 252H230L231 256L227 257L230 250H228V253H226ZM225 250L227 251V248H225ZM242 250H243V248H242ZM197 251H195V252H197ZM216 251L213 252V253H215V255H212V256H216V254H218V253H216ZM50 252H52V251H50ZM40 254H42L41 257L39 256ZM78 254H80V255H78ZM140 255L141 256L143 255V257L145 256L144 259H142L140 257ZM194 255H196L195 257L198 256L199 258L198 257L197 258L199 260H201V258H200L201 255H197L196 253H194ZM248 256H246V257H248ZM193 257H192V259H193ZM219 257H222V254L220 256L218 254V259H217V261L215 260V263L213 260L214 257H212V261L210 260L211 263L213 262L212 264H230V262H229L230 259H228V261H227L225 259H221V258L219 259ZM242 257H244V255ZM246 257H244V259H245L244 261H242L243 259H239L237 261L241 262V263L243 262L242 264L249 263V262H250L249 264H252L254 262V261H252V263H251V258H250L251 255L248 257V258H250L249 262L246 261V259H247ZM12 258H13V256H12ZM198 259H196L195 261L198 262V264H199ZM235 259H237L236 256H235ZM232 260H233V262H232ZM232 260H231L232 264L238 263V262L234 263L236 261V260L234 261V258ZM9 261H8V263H9ZM195 261H191L192 264H195V263H193ZM43 262L46 263V261H43V260H42V262L39 261V263H41V264ZM59 262H58V264H60ZM191 262H190V264H191ZM2 263H4V262H2ZM129 263H127V264H129Z\"/></svg>", "mask_w": 264, "mask_h": 264}, {"label": "rangeland", "instance_id": "2", "mask_svg": "<svg viewBox=\"0 0 264 264\" xmlns=\"http://www.w3.org/2000/svg\"><path fill=\"white\" fill-rule=\"evenodd\" d=\"M22 1V0H21ZM20 0H19V2H18V4H19V6H18V4L16 5V9L17 8H19V9H17L18 11H20L21 10V8H23V10H28L29 9V13L31 14V11H33V10H31L30 11V8H28V9H25L26 7H29L28 5L30 4V3H26V2H21ZM28 1V0H27ZM215 1V2H214ZM214 1H212V6L209 8L210 10V12H208L207 14H208V16L210 17V15H211V17L209 18L208 17V19H207V22L205 23L204 22V25L202 26V24L203 23H201V21L200 20H204V19H200V20H197V21H200L199 23H196L195 25H197V24H199V27L198 26H196V28H194L195 26L193 25L194 23H189V25H193L194 27V30L192 29V28H190V26L188 25V23H183V25H188L189 27L188 28H186L187 27V25L185 26V29H187V30H189V32L188 31H186L184 28L181 30L180 28H182V27H180L181 26V22H179V23H174L173 25H174V27H177L176 29L178 30H176L175 29V36L176 35H179V39H178V41L177 42H175L174 41V43L175 44H177L178 42H179V40H180V45H183L184 47H186L185 49L183 48V49H180V48H182L183 46H179L178 45V47H179V49L180 50H184L185 52H188L189 51V53H191V56H189V58H191V64H193L194 65V63H195V65H197V66H191L190 65V68L192 67V69H191V71L193 70V72H194V70L196 71L197 69H193L194 67H198V69L199 68H201V66L199 67V65L201 64H197L198 62H200V61H197V60H194V59H192L193 58V54H194V52H195V54H196V52H200L201 54H202V50H203V47H201L200 45L202 44V41H200V37H202L203 36V38H204V40L205 41H203V44L204 43H206V41H208L210 38V40H211V42L209 43V41L206 43L207 44V46L205 47V45L206 44H204V47L207 49V48H209V50L211 51H209V50H206L205 49V53L204 54H202V58H201V56H200V54H199V52H198V54H194L195 56L194 57H196L195 59H198L197 58V56L199 57V59L200 60H202V61H209V59H211L212 61H209V62H213V64L215 63L216 64V62H214V61H217V59H219V56H221V54H225V52H227V54H225L224 56H222V58L223 57H225L226 55H228V56H226L225 58H226V60L228 59V61L230 62V65L231 66H233L234 64V62L232 61V60H234L235 61V63L237 62L238 64H235L234 66H236V71L238 70V68L240 67V65H241V67L243 66V68L242 69H244V68H246V69H244V74H247L246 72H248L249 70V72H250V74H251V76L253 75H255L256 76V74L255 73H257V75H258V77L257 78H248V77H250V76H248V75H250V74H248L247 76L245 75H243L242 76V74L243 73H241L240 74V76H241V78H243V77H247V80L248 79H250L251 81H252V84H251V81H250V83H249V81H247L249 84H251V85H249L248 83H247V86H249V91L250 92H253L254 90H255V88H256V86H255V88H253L254 90L253 91H251L252 90V88L250 89V87L252 86V87H254L253 86V81H254V79L255 80H257L258 78H260V80H259V82H261V78H262V81L264 82V79H263V77H259V73H263L264 74V67H261V66H258L259 64H258V61H256V60H258V59H256V57H257V53L256 52H254V51H252V48H250V47H248V46H250V45H246L247 46V48L248 49H251V53H256L255 55V59H254V57L252 58L251 57V53H250V56L248 55V56H245V55H242V53L241 52H239L238 53V51L240 50L241 51V49H240V47L242 48V44H243V42L245 41V40H247L246 39V36H245V39H244V41L242 42V40H243V36L245 35V34H241V31L240 30H244V28L243 27H241V25L239 24V23H237V21H238V16L240 15V12H239V14L237 13L238 11H236V10H240V9H247V8H249V7H251V4H252V2L254 1H256V0H243V1H239V0H219V1H216V0H214ZM224 1V4H222V2ZM231 1H234V2H232V4H231ZM9 2L11 3V0H9ZM65 2H67V3H65ZM65 4H68V0L66 1L65 0ZM218 4H217V3ZM227 2V3H226ZM229 2V3H228ZM239 2H240V5L238 6V8H240V9H237V5L239 4ZM245 2V4L247 5V7H244L243 8V6H246L245 4L243 5V3ZM253 2V3H254ZM257 3H264V1L262 2L261 0H259V1H256ZM255 2V3H256ZM20 3H22V4H20ZM24 3H25V8L23 7V5H24ZM216 3V4H215ZM227 4V6H228V8L227 7H225L226 6V4ZM242 3V4H241ZM254 3V4H255ZM256 3V4H257ZM234 4V5H233ZM254 4H252V6L254 5ZM223 5V6H222ZM236 5V6H235ZM18 6V7H17ZM228 9V10H227ZM243 11V10H242ZM210 13V14H209ZM213 13V14H212ZM232 13V14H231ZM238 15V16H236V14ZM224 16V17H223ZM231 16V17H230ZM206 17H207V15H206ZM228 18V19H227ZM235 18L237 19V21L235 20ZM211 19V20H210ZM208 20H210L211 21V23H210V21H208ZM214 20V21H213ZM216 20V21H215ZM232 20V21H231ZM204 21H206V19L204 20ZM231 21V22H230ZM236 21V22H235ZM176 22V21H175ZM233 22V23H232ZM240 22V21H239ZM209 23H210V25H209ZM226 23H227V25H226ZM232 23V24H231ZM180 24V25H179ZM208 24V25H207ZM238 24V25H237ZM168 25V24H167ZM166 25V27H167V29L165 28V26H163L162 27V29H160L159 30V33L162 35V37L160 36V34L159 35H157V38H158V36H160L161 38H160V41H164L165 39H167L168 37H170L171 36V34H170V36H168L167 34H166V36L167 37H164L165 36V34H162L163 32L161 31V30H163V28H164V31L165 30H169L168 28H170L171 26H173L172 25V23H169V25H171V26H167ZM182 25V26H183ZM240 25V27H241V29H240V27H237V26H239ZM179 26V27H178ZM227 26V27H226ZM236 26V27H235ZM184 27V26H183ZM198 27V28H197ZM208 27V28H207ZM213 27V28H212ZM231 27V28H230ZM235 29H233V28ZM172 28V27H171ZM171 28H170V30H171ZM190 28V29H189ZM200 28H202V29H200ZM224 28V29H223ZM225 28H227V29H225ZM243 28V29H242ZM179 29H180V31H179ZM217 29V30H216ZM230 29V30H229ZM169 30V31H170ZM183 30H185L183 33L184 34H186L187 33V35L188 34H199V33H201V34H199L198 35V37H195V38H197V39H193L194 41H195V43H196V41L197 40H199L197 43L198 44H193V42H191L190 40L193 38H191V36L189 37V35H188V39L189 40H186V39H184V37L186 38V36H184V34L182 33V31ZM196 30V31H195ZM204 30V31H203ZM216 30V31H215ZM234 30V31H233ZM169 31H166V33H168ZM224 31H226V33H224ZM171 32V31H170ZM176 32H178V34H176ZM190 32H193V33H190ZM215 32V33H214ZM218 32V33H217ZM223 32V33H222ZM238 32H240V33H238ZM165 33V32H164ZM179 33H181V34H183V35H181V34H179ZM221 33V34H220ZM238 33V34H237ZM243 33V32H242ZM245 33V32H244ZM203 34V35H202ZM215 36H214V35ZM218 34V36H216ZM227 34V36H225V35ZM230 34H234V36L236 37L237 35H239V37L242 39H240V38H238V39H240L241 41V44H240V42L239 43H237L239 40L237 39V40H235V38H234V36L232 35L231 37H233V40L232 39H229L228 37H230ZM173 35V34H172ZM181 35V36H180ZM202 35V36H201ZM243 35V36H242ZM184 36V37H183ZM165 38V39H162V38ZM180 37H182L183 39H181ZM210 37V38H209ZM214 39H213V38ZM219 37V38H218ZM224 37V38H223ZM227 37V38H226ZM172 38H173V36H172ZM172 38H170V39H172ZM176 38L174 39V40H176ZM202 38V39H203ZM207 38V39H206ZM216 38H218V39H216ZM162 39V40H161ZM201 39V40H202ZM222 41H221V40ZM58 40H60V38L58 39ZM57 40V42L58 43H56V45H55V47H56V49L60 46V47H62L63 45H64V43L63 44H61V45H58V44H60L59 42H61V40L60 41H58ZM159 40V39H158ZM186 41V42H190V43H188V46H191V47H194V45H195V48H196V45H199L198 47H200V48H202V50L201 49H199L198 47L196 48V49H199L198 51L197 50H195V48H193V54H192V49H191V47H190V49L187 47V46H185V44H186V42L184 41V43H182L181 44V41ZM214 40V41H213ZM230 40V41H229ZM166 41V40H165ZM172 42H173V39L171 40ZM182 41V42H183ZM236 41V42H235ZM172 42L170 43V45L172 46L173 44H172ZM201 42V43H200ZM229 44H228V43ZM164 43H167V41L166 42H164ZM208 43L211 45V46H208ZM212 43V44H211ZM220 43V44H219ZM230 43H232V44H230ZM174 44V45H175ZM215 44V45H214ZM224 44V45H223ZM238 45V44H240V45H242V46H240L239 48L238 47H235L234 45ZM245 44H246V42H245ZM245 44H244V46H245ZM248 44H249V42H248ZM41 45V44H40ZM58 45V46H57ZM187 45V44H186ZM227 45V46H226ZM228 45H229V47H228ZM231 45H232V47H231ZM177 46V45H176ZM224 46H226V47H224ZM234 46V47H233ZM239 46V45H238ZM245 46V47H246ZM87 46H85V48H86ZM172 47H175V46H172ZM177 47V48H178ZM219 47V48H218ZM227 47L229 48L228 50H230V51H228V50H224V49H227ZM245 47H243V49L245 48ZM66 48V47H65ZM65 48H63V50H65V52H66V49ZM88 49H90L89 47H87ZM188 48V49H187ZM236 48V49H235ZM238 48V49H237ZM247 48H245L246 50H247ZM60 48H58V50H59ZM188 51H187V50ZM233 49V50H232ZM235 49V50H234ZM202 52H201V51ZM224 50V51H223ZM237 50V51H236ZM245 50V51H246ZM191 51V52H190ZM210 52L211 53V55L214 53L215 55H219V56H217V57H215L214 55H209L207 52ZM221 51V52H220ZM235 51V52H234ZM245 51H242V52H245ZM213 52V53H212ZM220 52V53H219ZM224 52V53H223ZM229 52V53H228ZM231 52V53H230ZM247 52H250L249 50L247 51ZM60 53H63V51H59V54ZM235 53V54H234ZM241 53V54H240ZM246 53V52H245ZM245 53H243V54H245ZM254 53L252 54V56H254ZM58 54V55H59ZM206 54H207V57H206ZM249 54V53H248ZM56 56H58L57 54H55ZM61 56H62V54H60ZM203 55H205V57H203ZM233 55H234V57H233ZM246 55H247V53H246ZM55 56V57H56ZM121 56V55H120ZM123 57H124V55H122ZM121 56V57H122ZM188 56V55H187ZM208 56L210 57H212L213 59H214V61H213V59L210 57V58H208ZM214 56V57H213ZM59 57V56H58ZM58 57H56V58H58ZM126 57V56H125ZM228 57V58H227ZM241 57V58H240ZM247 57H249V59L247 58ZM55 58V59H56ZM115 58H117V56H115ZM119 58V57H118ZM208 58V59H207ZM215 58H216V60H215ZM221 58V57H220ZM224 58V59H225ZM243 58H244V60H243ZM258 58H259V56H258ZM120 59V58H119ZM118 59V60H119ZM123 59V58H122ZM198 59V60H199ZM205 59H207V60H205ZM224 59H222V61L224 60ZM246 59H248V60H246ZM251 59V60H250ZM252 59H254V61L252 60ZM116 60V59H115ZM117 60V62L118 63H120L121 64V62H122V65H118L117 63H116V61H115V63L116 64H114V61H113V63H111L110 65L112 66H116V65H118V69L116 68V67H114V73H113V71H111V69H112V67L110 66V67H108L107 66V69L106 68H104L106 71L108 70V68H111V69H109V71H107V72H105V71H103V72H101L102 70H99V69H95L96 71L98 70V71H100V74H98L96 71H92L91 70V72H89V71H84V70H79V71H81V72H79V73H83L82 75H84V73L85 74H87V72H89V73H92L93 72V74H94V72H96L97 73V75H100L101 76V74H103L104 75V79H105V77H107V76H105V74H111V76H109V77H111V79L116 75V71L118 70L119 71V69H121V71H128L129 73H131V71H132V73H135L136 72V70H137V72H138V69H135V70H129L128 68H126L125 66L126 65H124L125 63H124V61H122L121 60V62H119ZM193 60V61H192ZM221 60V59H220ZM220 60H218L219 62H220ZM226 60H225V63H224V61H223V63H222V61H221V63L223 64V66H224V64L225 65H229V64H227L226 63ZM231 60V61H230ZM238 60V61H237ZM227 61V62H228ZM250 62L251 63V61H253V63H251L250 65L252 66L251 68L249 67V64L247 63V62ZM193 62V63H192ZM219 62H217V64L218 65H220L221 63H219ZM257 62V66H254V65H256L255 63ZM124 63V64H123ZM203 63V62H202ZM205 63H207V62H205ZM233 65H232V64ZM209 64L211 65V67H209ZM207 63L206 65H208L207 66V68L209 69V71L211 70V68L212 69H215L216 67H215V64H214V67L215 68H213L212 66V63ZM222 64L220 65V66H222ZM240 64V65H239ZM246 64V65H245ZM253 64V65H252ZM124 65V66H123ZM201 65H204V64H201ZM206 65L205 66H202L203 68H204V71L203 72H205V74L204 75H206L208 72V69H207V71L205 70L206 69ZM217 65V67H219ZM237 65H239V66H237ZM233 66V67H234ZM246 66V67H245ZM247 66L249 67V70L247 69ZM119 67H125L124 69L125 70H122V68H119ZM240 67V68H241ZM253 67H255V68H257V67H260V69H262L263 68V70L261 71V72H259V70L258 69H255V71L253 70L252 72H251V70L252 69H254ZM135 68V67H134ZM182 68V67H181ZM186 68V67H185ZM185 68H182V69H185ZM189 67H187V70L189 71L190 70V68L188 69ZM203 68H201L202 70H203ZM103 69V70H104ZM127 69V70H126ZM171 69V67L168 69L167 68V70L169 71ZM175 69H177L176 67H172V70H170L169 72H166L169 76L171 75V74H173L172 76H173V82L171 83V88H170V84H169V86H168V83L166 84V82H164V83H162V84H164V85H161V87L160 88H163V87H165V84L167 85L166 87H168V89L166 90L165 88H163L162 90H164L163 92H160V94L161 95H159L158 93L159 92H157V95H159V96H162V95H165V96H167L169 99L171 98V95H173L172 93H173V91H174V95H173V97H172V101L173 100H175V99H177V97H182V98H178V101H179V99H180V102H179V104H181L182 102V104H181V107H179V108H177V104L178 103H176L177 102V100H175V101H171V100H169V102L171 101V104L173 105L172 107H171V104L168 102V100H167V98H165L164 96H162L163 98H165V100H167V102L166 101H164V99L162 98V97H160V100L161 99H163V100H161L160 102V105H159V103L158 104H156L155 103V101H157L158 99H159V96H156L155 97V95H156V91L158 90H160L159 88H157V90H155L154 91V89H151V90H153L151 93L149 92V91H146V93H148L149 95H151V96H149L148 95V97H147V94L144 92V91H141L142 92V94L140 95V96H142L143 95V92H144V95L146 94V97H144V96H142V97H144L143 99H139V102H138V98H137V101H134V100H136V98H132L131 96H133V97H139L138 95H139V92H138V95L137 94H135V95H133V94H131V95H129L131 98H127L128 97V94H126V95H122V92L121 91H119V92H115V94H111L110 92H107L108 90H105V92H101V90H99V87L101 86V87H103L102 85H103V83L102 82H106V80H110L109 78H107V79H103V75L100 77V82L102 83L101 85H100V83H99V87H98V90L99 91H97L96 90V93L99 95V97H105V96H107V93H109L108 95V97H106V98H101V99H103V103L101 104V101H100V98L98 97V101H100L99 103L101 104V105H99V103H98V101L96 100L97 99V94L96 93H94V92H92V88L94 87V83L92 84V81L94 82V79H95V75H94V77H93V75H89V78H88V75H84V78L86 79V77H87V79H89L88 80V83H90V84H92L91 86L89 85V84H86V83H84V82H86L87 80H83L82 78H83V76L81 75V74H78V77H80V76H82V78H81V80L79 81V82H77V80H73V79H78L79 80V78H77L76 76L77 75H74L73 76V78H71V80H73V81H71V82H74V83H78L79 85H77V83H76V85L77 86H80V87H76V88H74L76 85H72V86H70V88H74V90H76L77 92L78 91H80V92H78V94L76 95V96H79V95H81V96H84L86 93L87 94H90V93H92V95L91 96H89V95H87L88 97V99H90V98H92V100H96V101H93L94 103V106H91L92 108L94 107V111H95V109H96V111H97V109H102L101 111H102V113L100 112V109H99V112L97 111H93V109L91 110H86V106H85V102H88L89 103V101L91 102L92 100H89V101H85V100H87V99H85L84 97H83V99H82V97L81 96H79V97H75V96H70L69 97V95H68V98L70 99V98H73V97H75L76 98V100L77 101H75V100H70L69 101V99L67 98V99H65L68 103H66V101L64 100V98L62 99V100H64L65 101V104H63V106L65 107V108H61V110L63 109V111L64 112H61L60 111V109H59V111L57 110L58 109V107H62V103L64 102V101H61L62 103H60V100H56V99H53V98H55V97H53V95H55V94H53V93H55L56 92V87H54V82H52V83H54V84H52L53 86H51L50 84L51 83H48L49 85L48 86H45L46 88L47 87H50V88H52V90L54 89L55 91H53V93H52V96L50 95V96H47V95H45L46 96V100L48 101V100H52L53 99V101L55 100L56 101V104L54 105V108H56L55 106H58L56 109H54V108H52V106H53V101H51L52 102V106H51V103L49 104V103H47L46 101H44V98H45V96L43 97L42 96V102H40V103H38L39 101H41V97H40V100L38 99V102L36 101V104H37V107H36V104L34 105L35 106V108H34V110H33V112L32 113H30L31 112V110H30V112H29V109L27 110L28 111V113H27V111H26V113L27 114H29L30 113V115L32 116V117H29V115H27V114H25L27 117H29L30 119H29V122L31 123L32 122V124H30V126H29V123L28 122H26V124L23 122V124L22 123H18L17 121V123L22 127V125H27L25 128L24 127H20V128H16L17 130H20L19 132L16 130L15 131V129H12V128H14L15 127V124H14V126L13 127H11V131H12V133H11V131L10 130H8V129H6L7 128V123H6V126H4L5 124H3L4 122H5V118H3L2 116V118H3V120H4V122H1L0 121V126L1 125H3L4 127H5V130L3 129V126H1V128L0 129H2V131L3 132H1L0 131V137H1V141H3V142H5V141H7V139H5L4 137H6V136H8L9 134H11V135H9L8 136V138L11 136L12 138H13V134H14V132H18V134L17 135H15L14 134V139H8V141H9V143L7 144V142H6V144H7V146H5L4 144L5 143H3L2 142V144L0 143V264H16L17 263V261H14V263L11 261V263H10V259H8V258H11V259H16L15 257H14V255H12V249H10V247L12 246L11 244H6V242H7V240H9V238H11L12 240H13V237L11 236H9V234H7L8 232L10 233H14L15 231H16V229H15V226H16V228H17V231H16V233L18 232V229H19V227H20V225H23L26 221H29V219H30V221H33L34 219L36 220V219H45V221L44 220H42V222L44 221V223L46 224H48L49 222H47V218L48 219H50L52 216H50V214L51 215H53L54 216V214H55V216L54 217H52L53 219H55V221L58 219V217L57 216H59L60 214H62L60 217L62 218V217H64V216H66V215H68V214H72V215H77L78 216V218L80 217L79 215H80V213L81 214H83V216H82V219H83V217H84V219H85V221H86V217H87V221H88V224H86V222L84 223L85 225H83L82 227H83V229H85V230H87L89 227H90V225H89V223L93 220V218H92V216L94 215V217H95V214H96V212H95V214H93L94 213V211H100L102 208H101V205H102V207L104 206L105 207V205H106V198H107V200H110L109 198H114V196L116 197V195H118L117 193H119L121 190L122 191H124L123 189L124 188H126L125 187V185L127 186V188L128 189H130L131 188V186H132V188H133V186L135 187V190L136 191H138L137 189H136V187H138V185H141V186H139V190H140V192H136L135 190H134V188L132 189V191L131 190H127V188L125 189V191H127V193L129 192V193H133L132 195H133V200L135 199L134 197V195L136 194V197L137 196H140V197H142L143 196V198H141V199H139V197H137L138 198V200H137V198L135 199L136 201V203L134 204V205H132V207L133 208H135L136 209V207L138 206L139 207V205H140V207H139V209H137L138 211H141V209L143 210V215L142 216H145V212H146V216H150V215H152V211L153 210H155L156 208H158V207H156L155 208V206H153L154 204H157V201H159V197H158V193H156L157 191V188H154V185H156L155 184V182L157 183V180L155 179L156 177H153L152 175H151V173L153 174V172H150V170L153 168V170L152 171H155L154 169H155V167H156V162L158 161V162H160L159 160H162V159H158V160H154V164H152V166H151V163H153L152 161H147V160H141V158H142V156L143 155H141V154H143L142 153V149H144L145 148V145L144 144H146V142L150 139L149 137H148V135L147 134H152V133H154V131H155V129H156V126L157 125H159V124H161V123H159L161 120H158L157 122H155V124H156V126H155V128H154V130L153 131H151L153 128H152V126L153 125H155L154 124V121H156L157 119H158V115L160 114L163 118H166V117H164L165 116V113H167L166 114V116H168V111L170 110V109H172V108H174V106H175V108H174V110H179L180 111V109H182V108H184V103H190V102H192L191 101V99H185L184 98V96H185V93H186V97L188 96V95H191V98H193L195 95H198V94H200L199 92L200 91H202L201 89H199V88H202V85L203 84H205L204 82H203V84L200 82V80H203V81H208L210 78H208V76L210 75V73H211V71L208 73V75H207V77L206 78H208V80L206 79V80H204L205 79V77L204 78H202L201 76L203 75L202 73H200V72H198V71H200V70H198V71H196L195 73H190L191 75H192V78L191 77H188V75H190V74H188L187 76H186V73L188 72L186 69V71H184V76H186L189 80H190V78L193 80H196L197 79V76H199L198 77V79L197 80H199V81H197L198 83V85L196 84V82L193 80V82H191L192 80H190V81H188L187 80V78L186 77H183V72L180 70L179 71V69H177V71L175 70ZM173 70H175L174 72L175 73H173ZM248 70V71H247ZM117 71V72H118ZM134 71V72H133ZM191 71H189V72H191ZM239 71V70H238ZM243 71V70H242ZM104 72H105V74H104ZM109 72V73H108ZM136 72V73H137ZM140 72V71H139ZM138 72V73H139ZM146 72V71H145ZM164 72V73H165ZM178 72H180V74H177ZM197 72H198V74H197ZM240 72H241V69H240ZM255 72V73H254ZM88 73V74H89ZM125 74H127L126 72H124ZM141 73V75H142V73H143V75L142 76H144V74L146 75V74H148L147 72L146 73H144V71L142 72H140ZM163 73V74H164ZM114 74V75H113ZM162 74V75H163ZM177 75V78H175V76ZM197 74V75H196ZM201 74V75H200ZM262 74V75H263ZM127 75H130V74H127ZM132 75V74H131ZM134 75H137V74H134ZM134 75H132V76H134ZM178 75H181L180 77L178 76ZM195 75V76H194ZM203 75V76H204ZM92 76V77H91ZM167 76V75H166ZM164 77V78H171V77H169V76H167V77ZM193 76H194V78H193ZM261 76V75H260ZM98 77V78H97ZM96 78L97 79H99V76H97ZM181 79V80H179V78ZM210 77V76H209ZM70 78L68 77L67 79V81H69L70 82ZM162 78H163V76H162ZM163 78V79H164ZM196 78V79H195ZM245 78H243L242 80H245V82H246V79ZM91 79H92V81H91ZM96 79V80H97ZM174 79H175V82H174ZM183 79H185L186 81H188L186 84H183V85H180V84H176L177 83V80H179V82L181 83V82H184V80ZM59 80V79H58ZM55 81L56 83H59V82H61V80H59V81ZM95 80V85L97 86L98 85V82L99 81H96ZM81 81H83V82H81ZM90 81V82H89ZM185 81V82H186ZM255 83H256V85L257 84H259L258 83V81H254ZM82 83V84H81ZM97 83V84H96ZM189 83V84H188ZM191 83H193L192 85H191ZM201 83V84H200ZM208 83V82H207ZM71 84H73V83H71ZM83 85V86H85V84H86V87L89 85L90 87H88L91 91H90V93H88L89 92V90H88V92L86 91V89H85V93H84V91H83V88H82V91L83 92H81V85ZM188 84V88H187V86L186 87H184L185 85H187ZM175 85V86H174ZM178 85V87H176ZM189 85H191L192 86V88L193 89H191L190 88V86ZM255 85V84H254ZM261 85V86H260ZM260 85H258L257 86V88L259 87H261L262 88V85H264V83L262 84V83H260ZM176 87V88H174V87ZM180 86V87H179ZM182 86H183V88H182ZM194 86H195V91H198L199 90V92H197L198 94H196V93H194L195 95L193 96V94H191L192 93V91H194ZM198 86V88H196ZM205 86V85H204ZM203 86V87H204ZM111 87V86H110ZM95 88V87H94ZM94 88H93V90H94ZM97 88V87H96ZM179 88H181V90L182 89H184V91L182 92L181 90V92H182V94H178L177 95V92L175 93V91H176V89L178 90ZM185 88H187V90L185 91ZM256 88V89H257ZM31 90H33V88L31 87L30 88ZM77 89H79V90H77ZM102 89V88H101ZM104 89V88H103ZM172 89H174L173 91H172ZM188 89H189V91H191V92H188L189 94L187 95V91H188ZM191 89V90H190ZM27 90H29V87H27ZM51 90V91H52ZM162 90H160V91H162ZM260 89H257V90H255L254 92H253V94L252 95H257V91H259ZM21 91V90H20ZM169 91V92H168ZM179 91V90H178ZM179 91V92H180ZM29 92H30V94L32 93L30 90H29ZM29 92H26V93H28V94H26V100H28L29 98ZM164 92H168L169 94H170V97H169V94L168 95H166ZM261 92V93H260ZM264 88L262 89V90H260L258 93H260L259 95H257V100H259V99H261V100H263V98H264ZM25 93V91L23 92V90H22V93L20 94V93H18V95L19 96H17V98H20L21 99V95L22 94H24ZM82 93V94H81ZM106 93V95H104V94ZM116 93H121V95L119 94H116ZM152 93L154 94V95H152ZM163 93V94H162ZM255 93V94H254ZM263 93V94H262ZM93 94H94V96H93ZM96 94V95H95ZM101 94V95H100ZM110 94H111V96L114 98V100H112L111 99V103H110V105L109 104H107V102L110 100L109 99V97H111L110 96ZM184 94V95H183ZM17 95V94H16ZM117 95H118V97H117ZM176 95H177V97H176ZM180 95H183V96H180ZM23 96H25V95H23ZM22 96V97H23ZM116 96V97H115ZM120 96V97H119ZM121 96H125L126 98H127V100L128 99H130V100H132L133 102H135V104L137 105V103H138V107H134V103H132V102H130L131 104H134V105H131L130 103L128 104V102L130 101H127L126 99H125V97H122L124 100L122 101V99L120 100V102H123V104H124V102H125V104L127 105H131V107H132V109H137V110H132V111H130L129 112V114H131V115H133V113L132 112H134V115L135 114H137V113H139L138 111H141L140 113H142V112H144L145 111V114L147 113V115H146V117L148 118V124H149V122L151 121V119L150 118H155V119H152V126H151V124H149L151 127L149 128V129H151L150 131H151V133L149 132H143L144 134V137H142L141 138V140L142 139H148L147 141H145V140H143V141H141V142H143V143H141L140 141V143H141V145L143 146V148H141L140 146H138V145H140V143H138V137H140V136H135L136 134V132H137V135H138V132H140V135L142 134V131L144 130H149V129H143V128H145V127H142L141 129L142 130H140V131H137V130H139V128H140V126H136V128H138V129H136V131L134 132V128H133V125H132V123H131V121H129L128 119H127V122H128V126L130 125L131 126V128L130 127H128L127 126V123L124 121V120H126V118L127 117H123V115H122V112H124V110L125 111H127L128 109H130L131 110V108L127 105V107L126 106H124L122 103H118V106L116 107L115 106V104H117V102H118V100L121 98ZM154 96V98H156V99H152V97ZM193 96V97H192ZM261 97V98H259V97ZM263 96V97H262ZM50 98V99H48V98ZM53 97V98H52ZM81 97V98H80ZM90 97V98H89ZM111 97V98H112ZM150 97H151V99H152V102H153V100H154V102H153V104L157 107V109L159 110V108H161L162 106H163V108H164V110H162V112H161V109H163V108H161L160 110H159V112L158 113H156L157 111H152L151 112V110L153 109V110H156V108H155V106L152 104V102H151V99H150ZM158 97V98H157ZM174 97H176L175 99H173ZM190 97V96H189ZM196 97V96H195ZM254 97V96H253ZM16 98V97H15ZM23 98H25V97H23ZM78 98L80 99V100H78ZM93 98H96V99H93ZM119 98V99H118ZM147 99L148 98V100L150 101H148L150 104H148V102H146V100H144V99ZM254 98V99H255ZM13 99H14V97H13ZM105 99L107 100V102L105 101ZM109 99V100H108ZM181 99L183 100L184 99V101H181ZM15 101V103H17V104H19V102H22V103H24V104H26L27 103V101H21V100H19V102H17L18 101V99H14ZM17 100V101H16ZM23 100V99H22ZM83 100V101H82ZM117 100V102L116 103H113V101L115 102ZM57 101H59V102H57ZM85 101V102H84ZM145 102L144 103V105H143V103L142 104H139L140 102ZM162 101H164V103L162 102ZM186 101V102H185ZM10 102H12L13 103V100H11ZM49 102V101H48ZM71 102V103H70ZM110 102V101H109ZM127 102V103H126ZM158 102H159V100H158ZM12 103H9V105L10 104H12ZM15 103H14V105H10V107L11 106H13V108L11 107V111H12V113L14 112H16L15 111V108L16 107H14V106H17V105H15ZM59 103V105H57ZM95 103H97L96 105H98L97 106V108H96V106H95ZM106 103V104H105ZM114 104V106L116 107H114L113 105L111 106V104ZM165 104V106H167V108H168V106H170L169 108H168V110L164 107V105L163 104ZM175 103H176V105H175ZM67 104V105H66ZM87 104V103H86ZM92 103H90L89 105H93ZM146 104V105H145ZM168 104H170V105H168ZM187 104V105H188ZM192 104V103H191ZM32 105V106H33ZM61 105V106H60ZM89 105H87V106H89ZM103 105H108V106H111V107H106V106H104V107H102ZM148 105V106H147ZM153 107V108H151V106ZM158 105V106H157ZM187 105L185 106V109L186 108H190L191 106L189 105V107H187ZM39 106V107H38ZM102 108H101V107ZM145 106H147L146 108H149V106H150V109L151 110H149V112H151L150 113V116H149V113L148 112H146V111H148V109L146 110V109H144V111H143V107L145 108ZM178 106H180V105H178ZM18 107H20V105L19 106H17V110H18ZM49 107L50 108H52V111H51V109H49ZM84 107H86L85 109H84ZM99 107V108H98ZM105 107H106V109L108 108H111V109H109V111H108V109H107V112L105 113L104 111H103V108H104V110H105ZM120 107H124L122 110H121V108ZM129 107V108H128ZM139 107H141L142 109L140 110V108ZM159 107V108H158ZM68 108H70V110H68ZM71 108H72V110H71ZM80 108H83L84 110H78V109H80ZM120 108V109H119ZM128 108V109H127ZM155 108V109H154ZM20 109V108H19ZM65 109H67V110H65ZM75 109V110H74ZM88 109H89V107H88ZM118 109H119V111H121V112H119L118 113ZM139 109V110H138ZM185 109H182L181 111L182 112H184V110ZM14 110V111H13ZM45 110V111H44ZM56 110V111H55ZM74 110V111H73ZM111 110H113V111H111ZM116 110H117V112H116ZM167 110V112H165L164 113V115H163V111H166ZM173 109H172V111L175 113H173L171 110V114L173 113L174 115H172V116H175L179 111H177V112H175ZM69 111H71V112H69ZM76 111V112H75ZM80 111V112H79ZM82 111L83 112H88V113H86L85 115H84V118H85V123L84 122H82V124H83V126L85 125L86 127H88L89 128V125L88 124H90L91 123V119H93L92 117H91V113H94V116L93 117H95L94 118V120H92V123H98L99 121H98V118H97V114L98 113H100V114H98V117H100V116H105L106 114H108V115H111L110 113H112V116H113V118L111 117V116H108V115H106L107 117H110V119L111 120H113V121H111L110 120V124H112V122L115 124V126H114V124H113V126L112 125H110L109 123H107V125H105V128L103 129L100 125L99 126H97L98 124H96V126L93 124V126H95V127H93L94 128V130H96V129H98V128H100L101 127V133H100V131L98 132V130L97 131H94L95 132V135H93V129H92V123L90 124V129L92 130V136H91V134L89 133L90 131V129L87 131L90 135H87V133L86 134H83V132L85 133V128H84V130H83V128H79V129H76V128H78V125H76V128H74L75 126H73V124H72V121L71 120H75L74 119V117L77 119V117L79 116V117H81V116H83V114H82ZM93 111V112H92ZM129 111V110H128ZM127 111V112H128ZM136 111H137V113H136ZM180 111V112H181ZM186 111V110H185ZM51 112V113H50ZM79 112V113H78ZM91 112V113H90ZM180 112L178 113V115L180 114ZM260 112V111H259ZM262 112V111H261ZM12 113H11V115H12ZM13 113V114H14ZM18 113V112H17ZM17 113H15L16 114V116L18 117L19 115L17 114ZM54 113V114H53ZM62 115H61V114ZM78 113V114H77ZM103 113L105 114V115H103ZM170 113V112H169ZM262 113H264V111L262 112ZM262 113H258V114H260V115H258V116H262ZM78 115V116H75V115ZM79 114H82V115H79ZM87 114H91L90 116L88 115V117L86 116ZM102 114V115H101ZM116 114V115H115ZM118 114H121L122 115V117H121V120L123 119V122L126 124V126L128 127L127 129H125L126 127L125 126H123V125H125V124H123V122H122V124L120 123V121H119V119L117 120L116 118L117 117H120ZM123 114H125V112L123 113ZM144 114V113H143ZM152 114V115H151ZM157 114V115H156ZM1 115V114H0ZM45 115V116H44ZM74 115V116H73ZM115 115V116H114ZM118 115V116H117ZM42 116V117H41ZM117 116V117H116ZM157 116V117H156ZM0 117V118H1ZM16 117V119H18ZM26 117V118H27ZM66 117H67V119H66ZM87 117V118H86ZM89 117H91V119L89 118ZM107 117H104V121L107 119ZM161 117V118H162ZM169 117H170V119H171V116H168L167 117V119H166V121L169 119ZM15 118V117H14ZM22 118L24 119L25 117H23L22 116ZM21 118V119H22ZM25 118V119H26ZM128 118H129V116H128ZM11 119H12V116H11ZM25 119L24 120H21L20 121V119H19V122H22V121H25ZM32 119V120H31ZM82 119H83V117H82ZM102 119V118H101ZM149 119H150V121H149ZM160 119V118H159ZM31 120V121H30ZM45 120V121H44ZM64 120V121H63ZM89 120H90V123H88L89 122ZM99 120H100V118H99ZM109 120V119H108ZM116 120H117V122H118V124H117V122H116ZM163 120V119H162ZM165 120V119H164ZM26 121H28V119H26ZM66 121H70L71 123H70V125L72 124V127H73V129H71L72 127L70 126V127H68V125L67 126H65L66 124H67V122ZM78 122L79 121H81V120H77ZM77 121H75V123H74V125L75 124H79ZM83 121V120H82ZM88 121V122H87ZM93 121H96V122H93ZM101 121V120H100ZM115 121V122H114ZM165 121V122H166ZM43 122V123H42ZM65 122V123H64ZM86 122L88 123L87 125H86ZM164 122V123H165ZM16 123V124H17ZM28 123V124H27ZM35 123V124H34ZM158 123V124H157ZM17 124V125H18ZM22 124V125H21ZM45 126H44V125ZM81 124V123H80ZM147 124V125H148ZM17 125H16V127H17ZM112 126V128L113 127H115V129H116V126H117V128L120 126V128H118L119 129V131H121L120 129H122V131H123V129H124V131L125 130H128L129 128V131L132 133V131H133V134H135L134 136H133V138L136 140L137 139V143L135 142V144H133V143H131L130 141H134V139L132 140L131 138L132 137H129V138H127V137H125V138H127L128 140V142L129 143H131V144H133V145H137V149H136V147L134 148V146L132 145L131 146V144H129L130 145V147H128V149L126 150L127 151V153L126 152H123V148H124V146H125V144H126V142L127 141H124L125 143H122V145H124V146H122L123 148H121V142H123L122 140H121V137L120 136H122L121 134H122V132H121V134L120 133H118L117 135H114L115 134V132H119V131H116V130H118V129H116L115 130V132H114V134H112V132H113V130L110 128V127H107V126ZM147 125H146V127H147ZM149 125H148V127H149ZM29 126V127H28ZM52 126V127H51ZM64 126H65V129H71V130H73V132H69V131H71V130H68V132H66V131H63V129H64ZM19 127V126H18ZM28 127V128H27ZM33 127H34V129H33ZM67 127V128H66ZM121 127H124V128H121ZM154 127V126H153ZM158 127V126H157ZM24 128V129H23ZM40 128V129H39ZM43 128V130H41ZM56 128V129H55ZM87 128V129H88ZM96 128V129H95ZM23 129V130H22ZM38 130L39 129V131L41 130V132H42V134L40 133V135H41V137L39 138V134H37V136L35 137V134L37 133V132H39V131H36V130ZM45 129H47V130H45ZM52 129V130H51ZM74 129H76V131L74 130ZM107 129V130H106ZM7 130L8 131H10V133L8 132V134H7ZM106 130V131H105ZM24 131V132H23ZM27 131V132H26ZM48 131V132H47ZM52 131V132H51ZM56 131V132H55ZM104 131V132H103ZM129 131H127L126 133H128ZM263 131V130H262ZM5 132V133H4ZM36 132V133H35ZM45 132H46V134H45ZM65 134H64V133ZM96 132H97V134H96ZM5 135L6 134V136H4L3 137V134ZM48 133V134H47ZM59 133H61V135L59 134ZM71 133V134H70ZM104 133V134H103ZM124 133V132H123ZM262 133H264V132H262ZM20 134V136H18ZM67 134V135H66ZM103 134V135H102ZM2 135V136H1ZM65 137H64V136ZM88 137H87V136ZM118 135H120V136H118ZM126 136H127V134H125ZM149 135V136H150ZM262 135V134H261ZM15 136H17V138H19V139H17ZM25 136V137H24ZM30 136V137H29ZM44 138H43V137ZM67 136V137H66ZM117 136H118V138H117ZM142 136V135H141ZM148 138H147V137ZM114 137H116V138H114ZM120 137V138H119ZM146 137V138H145ZM261 137V136H260ZM262 137H264V134L262 135ZM2 138L3 139H5V141L4 140H2ZM38 138V139H37ZM124 138V137H123ZM16 139L18 140V142H16ZM33 139V140H32ZM52 139V140H51ZM57 139V140H56ZM113 139V140H112ZM119 140V141H121V142H119V141H116V140ZM129 139H131V140H129ZM13 140H15V142H12ZM23 140H24V142H23ZM65 140V141H64ZM77 140V141H76ZM124 140H126V139H124ZM151 140V139H150ZM54 141V142H53ZM145 141V142H144ZM35 142H37V143H35ZM62 142V143H61ZM128 142H127V145L126 146H129L128 145ZM148 142H151V141H148ZM147 142V143H148ZM14 143H17L16 145L14 144ZM20 143H22V144H20ZM35 143V144H34ZM70 143V144H69ZM118 143H119V146L120 147H118ZM150 144V143H149ZM149 144H147V145H149ZM15 145V146H14ZM35 145V146H34ZM57 145V146H56ZM2 146H4V147H2ZM63 146V147H62ZM115 146V147H114ZM125 146V147H126ZM6 147H9L8 149L6 148ZM25 147V148H24ZM117 147L118 148H121V149H119V151H116L115 149H117ZM6 148V149H5ZM18 148V149H17ZM127 148V147H126ZM132 148H134L133 149V151L131 152V149ZM138 148H140V150L141 151H139V149ZM6 151H5V150ZM14 149V150H13ZM46 149V150H45ZM129 149H130V151H129ZM136 149V150H135ZM13 150V151H12ZM115 150V154H114V151ZM121 150V151H120ZM124 150V151H125ZM17 152V153H16ZM23 152V153H22ZM27 152V153H26ZM112 152H113V154H112ZM120 152V153H119ZM123 152V153H122ZM130 152V153H129ZM141 152V153H140ZM37 153V154H36ZM86 153V154H85ZM139 153V154H138ZM153 153V152H152ZM151 153V154H152ZM2 154H3V156H2ZM22 154H24V155H22ZM85 154V155H84ZM154 155H152V157L154 158V159H156V154H157V152L155 153V151H154V153H153ZM138 155H141L140 157V160L142 161V162H138V164L140 163V165H141V163H144V167H142V165H141V168H140V173L141 174H139V172H138V169L139 168H137V166H138V164H136L137 163V159H139V156ZM158 155V154H157ZM26 156V157H25ZM44 156V157H43ZM63 156V157H62ZM113 156V160L114 161H112L111 159L112 158H110V157H112ZM115 156V157H114ZM107 157H108V159H107ZM138 157V158H137ZM93 159V160H92ZM107 159V160H106ZM134 159L135 160H137V161H134ZM2 160V161H1ZM24 160V161H23ZM37 160V161H36ZM109 160H111V161H109ZM124 160V161H123ZM27 161V162H26ZM117 161V162H116ZM133 161H134V163H135V165L133 164ZM144 161V162H143ZM148 163H147V162ZM163 162V161H162ZM28 163V164H27ZM80 163V164H79ZM82 163V164H81ZM36 164V165H35ZM86 164V165H85ZM145 164H147V166L145 167ZM152 167L151 169L149 168L150 166ZM24 165V166H23ZM35 165V166H34ZM82 165V166H81ZM137 165V166H136ZM139 165V166H140ZM155 166V167H154ZM10 167V168H9ZM85 169H84V168ZM109 167V168H108ZM135 167V168H134ZM63 168H65V169H63ZM143 168V169H142ZM146 168H147V170H149V173L150 174H148V175H151L150 177L149 176H146L147 174H146V172L147 171H145L146 170ZM149 168V169H148ZM73 169V170H72ZM83 171H82V170ZM137 169V170H136ZM145 169V170H144ZM49 170V171H48ZM110 170V171H109ZM141 170H144V172L143 171H141ZM84 171H85V173H84ZM26 172V173H25ZM44 172V173H43ZM82 172V173H81ZM114 172V173H113ZM137 172V173H136ZM75 173H78V174H75ZM81 173V174H80ZM145 173V174H144ZM66 174V175H65ZM112 174V175H111ZM118 174H120L121 176L123 175V176H125V177H123V178H120L121 176H118ZM138 174V175H137ZM16 175V176H15ZM83 175H85V176H83ZM140 175H142V176H140ZM144 175V176H143ZM13 176H15V177H13ZM65 176V177H64ZM76 176V177H75ZM81 176V177H80ZM128 176V177H127ZM145 176H146V178H145ZM111 177V178H110ZM154 179H153V178ZM86 178V179H85ZM142 178H145L146 180H148V183H147V181H145L144 179H142ZM150 178L151 179H153L154 181V183H152L151 181H150ZM20 179V180H19ZM80 179V180H79ZM84 179V180H83ZM103 179V180H102ZM115 179V180H114ZM117 179H119V180H122V181H120L119 182V180L117 181ZM126 181H125V180ZM139 179V180H138ZM106 180L110 183H108V182H106ZM124 180V181H123ZM67 181V182H66ZM131 181V182H130ZM101 182V183H100ZM119 182V183H118ZM143 182V183H142ZM145 182V183H144ZM127 183V184H126ZM153 185H151V184ZM59 184V185H58ZM135 184V185H134ZM138 184V185H137ZM143 184H145L144 186H143ZM107 185V186H106ZM113 185V186H112ZM120 185H123L124 187L122 188V186H120ZM151 185V186H150ZM105 186V187H104ZM121 187L120 189L121 190H118V188L119 187ZM144 187V189L142 188V189H140L141 187ZM224 186H226L227 187V185H225L224 184ZM222 187L221 189H224V190H226L227 188L226 187ZM48 187V188H47ZM110 188V187H112V189L110 188V190H109V188H108V191H107V189L105 190V188ZM157 187V186H156ZM30 188V189H29ZM41 188V189H40ZM151 188V189H150ZM112 190V191H111ZM133 190L136 192L135 194H134V192H133ZM142 190V191H141ZM14 191V192H13ZM105 191V192H104ZM114 191V192H113ZM117 191H119V192H117ZM131 191V192H130ZM154 191H156V192H154ZM223 190H221V193H223L222 192ZM109 192H111L112 193V195H111V193H109ZM116 192V193H115ZM142 192V193H141ZM154 192V193H153ZM83 193V194H82ZM103 193H104V195H103ZM120 193H123V192H120ZM140 193L142 194V196L140 195ZM14 194V195H13ZM113 194H114V196H113ZM138 194V195H137ZM154 194V195H153ZM155 194H158L157 196H155ZM219 194V193H218ZM223 194H225V193H223ZM226 194H227V192H226ZM106 195H108V196H106ZM109 195H111V197L109 196ZM80 196V197H79ZM104 196V197H103ZM113 196V197H112ZM66 197V198H65ZM87 197V198H86ZM106 197V198H105ZM156 197V198H155ZM42 198V199H41ZM71 198H72V200H71ZM82 199V202H84V203H86V204H84V203H82L81 202V199ZM103 198V199H102ZM79 201H78V200ZM147 199V200H146ZM155 199H158L157 201H155ZM84 200V201H83ZM105 200V203H103V201ZM19 201V202H18ZM75 202V203H73V202ZM76 201H77V203H76ZM91 201V202H90ZM139 201V202H138ZM140 201H143V202H140ZM153 201H155V202H153ZM34 202V203H33ZM72 202V203H71ZM66 203V204H65ZM78 203L80 204V205H78ZM140 203V204H139ZM18 204V205H17ZM65 204V205H64ZM68 204V205H67ZM77 204V205H76ZM83 204V205H82ZM98 204V205H97ZM139 204V205H138ZM262 212H261V217L264 215V208H263V206H264V203L262 202ZM58 205V206H57ZM95 205V206H94ZM64 206H65V208H64ZM74 206H78V208L79 209H81L82 208V210H79L78 208H75ZM80 206H81V208H80ZM91 206V207H90ZM136 206V207H135ZM153 206V207H152ZM157 206H159V202H158V204H157ZM97 207V210H95V208ZM103 207V208H104ZM89 208V209H88ZM92 208H94V209H92ZM99 208V209H98ZM153 209L152 211H151V209ZM33 209V210H32ZM91 209V210H90ZM132 209V208H131ZM148 209H150V211L148 212ZM77 210V211H76ZM136 210V212H137V214H136V217L139 215V213L140 212H138ZM6 211V212H5ZM68 211V212H67ZM74 211H75V213H78L79 212V215L78 214H75L74 213ZM86 211H88V212H86ZM90 211V212H89ZM93 211V212H92ZM145 211V212H144ZM15 212V213H14ZM23 212V213H22ZM30 212H33V214H31ZM50 213V214H48V216H50V217H48V216H46V214L47 213ZM64 212L66 213V215H64ZM14 213V214H13ZM36 213H38V214H36ZM46 213V214H45ZM148 213H151V214H148ZM263 213V214H262ZM21 214V215H20ZM42 215V214H44V216H46V217H44V216H42L41 218H37V215ZM84 214H86L87 216L85 217V215ZM141 214V213H140ZM148 214V215H147ZM206 214V213H205ZM11 215L13 216V217H11ZM34 215V217H31V216H33ZM69 215V216H70ZM70 216V218H69V216L67 217L66 216V218L64 217V219H66V221L67 220H72L73 221V219H74V217H76V216ZM89 215V216H88ZM4 216V217H3ZM16 216H17V218H16ZM91 216V217H90ZM141 216V215H140ZM141 216V217H142ZM146 216L144 217V220H147V222H148V218L146 219ZM204 216V217H203ZM200 215L199 217H198V219H199V221H200V223H201V225H207V226H205V228H203V226H201L200 225V223L198 222V224L196 225L197 227H195V231H196V229H198L196 232L199 234L200 233V231H201V229H202V232H201V234H197V233H195V235L197 234V236H199V237H197L196 236V239H197V241H196V248L194 247L193 248V250L195 249V251H197V252H193V256L195 257L196 255H194V253H196L197 255H201L200 256V258H201V260H199L197 257H195L196 259H198L199 260V264H212L211 263V261H212V257H214L213 258V260H214V263H215V260L217 261V259H218V254H219V256L222 254V257H219V259L221 258V259H225V260H227L228 261V259H230V258H226V256H224V252H222V250L223 251H225L226 253H228V250H230L231 249V247L228 249V245H226V242H227V240L228 241H230V240H232L233 238L237 241V239L236 238H239V239H243V237H242V235H247L246 236V238H244V240L246 239V242H243L244 240H240L239 241V243H238V241H237V244H236V246L235 245H230V243L231 244H233V242L235 241L234 239V241L232 240V242L230 241L228 244L230 245V246H232V249H233V247L234 248H236V247H238V248H236L235 250L233 249V251H234V253L232 252V250H230L229 251V253H228V256L227 257H229V256H231V254H230V252H232L233 254H234V256L232 255L231 256V259H230V264H232L231 263V260L234 258V263H237L238 261L237 260H239V259H243L242 261H244L245 259H244V257H246V256H248L249 254L251 255V263H252V261H254L252 264H264V233H263V231H264V220H263V218L264 217H257L256 215H254L255 216V218H254V220L256 219V220H262L263 221V223H262V225H259L260 226V228L258 227V224H256V226H257V228L256 227H254L251 223L252 222H249L250 221V219H253V217L251 216V218H246V219H249V221H247V220H245V218H244V216H243V225L245 224V222L244 221H246V223L249 225L250 224V226L252 227V228H256V229H258V230H254L253 231V229L252 228H250V229H252V231H253V234H251L249 231H250V229H248L247 227H250V226H248L247 224L246 225H244L245 227H246V230H245V228H244V226H242L243 228H242V231H241V229H239L240 227V223L239 224H235V226L236 225H238V229H239V232L241 231L242 233H241V237H239V235H240V233H238V235H235V237L232 235L231 237L229 236L228 237V239L227 240H225V242H223V239H222V236L220 235L221 234V232L219 231V229H218V227H216V226H214V227H216L217 229H212L213 228V226L211 227V223L210 222H208L209 224H207V221H204V220H207V218L206 217H209L208 216V214H207V216L205 217V215ZM19 217V218H18ZM40 217V216H39ZM60 217H59V219H60ZM73 217V218H72ZM89 217V218H88ZM139 217V216H138ZM137 217V218H138ZM141 217H139V221L141 220L142 222L144 221V220H142V219H140ZM201 217H203V218H201ZM2 218H3V220H2ZM24 218L26 219V218H28V219H26V220H24ZM72 218V219H71ZM78 218L76 219V220H78ZM92 218V219H91ZM205 218V219H204ZM80 219V218H79ZM82 219L81 220H78L79 222H82V224H83V221H84V219H83V221H82ZM89 219V220H88ZM5 220V221H4ZM24 220V221H23ZM34 220V221H35ZM52 220V219H51ZM50 220V221H51ZM63 220V218L60 220L63 224H65V225H63L64 227L66 226V221L64 222V220ZM70 220H69V222H70ZM21 221V222H20ZM37 221V220H36ZM36 221L34 222V223H36ZM40 221V220H39ZM53 221L54 220H52V222L51 223H53ZM54 221V222H55ZM139 221H137L136 223V225L139 227V225L138 224H140L141 222H139ZM252 221V220H251ZM262 221H255V223H259L260 224V222H262ZM19 223L20 225H18L17 223ZM23 222V224H21ZM67 223V225L68 224H72L71 226H73L74 225V223ZM74 222H75V220H74ZM206 222V223H205ZM249 222V223H248ZM29 223V222H28ZM77 223V225L74 227V229H76L77 227H78V222L76 221L75 222V224ZM92 223V222H91ZM90 223V224H91ZM143 223H145V221L143 222ZM141 224L140 226H142L143 225V227L144 228H147V223H145V224ZM254 223V222H253ZM254 223V224H255ZM13 224H15V225H13ZM18 226H17V225ZM50 224V223H49ZM149 224V223H148ZM69 225V226H70ZM146 227H145V226ZM201 226L200 227V229H199V227L198 226ZM11 226V227H10ZM80 226H81V223H80ZM78 227L79 228V230L81 231V233H83V231H85V230H83L81 227ZM89 226V227H88ZM232 226V225H231ZM235 226H233L234 228H237V227H235ZM68 226H66L65 228H67ZM88 227V228H87ZM143 227L141 228V227H139L140 229H142L143 230V232L145 233V232H147L148 230L147 229H150L149 228V226H148V228L146 229V231L143 229ZM158 227H160V226H158ZM232 227V229H233V231H234V228ZM70 228H72V227H70ZM208 230H207V229ZM14 231H13V230ZM212 229V230H211ZM248 229V230H247ZM8 230V231H7ZM10 230V231H9ZM83 230V231H82ZM200 230V231H199ZM214 230H216V231H218V233H216V231H214ZM13 231V232H12ZM76 231V230H75ZM194 231V232H195ZM206 232V234H205V232ZM214 231V232H213ZM237 232H238V230H236ZM235 231V232H236ZM245 231V232H244ZM246 231H248V232H246ZM149 232L151 233H154V231H153V229H151V230H149ZM148 232V234H150ZM203 232H204V235H203ZM209 232V233H208ZM213 232V233H212ZM232 232V231H231ZM235 232H233V233H235ZM152 233L150 234V236L149 237H153V236H151L152 235ZM147 234V233H146ZM145 234V235H146ZM147 234V235H148ZM216 234H218V236H219V240H217V235ZM232 234V233H231ZM235 234H237V233H235ZM249 234H251L250 236H249V238H248V235ZM11 235V234H10ZM78 235H80V233L78 234ZM244 235V236H245ZM258 235V236H257ZM203 237V239L204 240H202V237ZM211 236V237H210ZM201 237V238H200ZM215 237V238H214ZM199 238H200V240H199ZM248 238V239H247ZM251 238V239H250ZM258 238V239H257ZM10 239V240H11ZM76 240L77 239H79L78 240V242L79 243H77V247H80V245H81V239H80V236L79 237H76L75 238ZM238 239V240H239ZM261 239V240H260ZM9 240V241H10ZM153 240H154V238H153ZM203 242H202V241ZM206 240V242H204ZM248 240V241H247ZM3 241V242H2ZM9 241L7 242V243H9ZM217 241H218V243L219 244H217ZM236 241L234 242V243H236ZM261 241V242H260ZM11 242H13V241H11ZM77 242V241H76ZM210 242H213V243H210ZM240 242H243V243H240ZM199 243V244H198ZM204 245L205 243H207L206 245H202V244ZM210 243V245H209V247H207V245ZM216 244V247L215 248H217V249H215V248H213L214 246H213V244ZM225 243V244H224ZM198 244V245H197ZM201 244V245H200ZM211 244H212V246H211ZM221 244V247H219V245ZM238 244H240L239 246H237ZM222 245H226V246H222ZM7 246H8V249H7ZM146 246V245H145ZM199 246H201V247H199ZM211 246V247H210ZM205 247V249L203 250V248ZM223 247V248H222ZM6 248V249H5ZM45 248H47V251H48V247H45ZM81 249H83L82 248V245H81V247H80ZM80 248H77V249H80ZM200 248H202V250H203V252H201V250H200ZM207 248V249H206ZM225 248H227V251L225 250ZM242 248H243V250H242ZM3 249V250H2ZM76 249V251H78L80 254L82 253V251H81V249H80V251L79 250H77ZM222 249V250H221ZM10 250V251H9ZM41 250H43L44 251V249L42 248ZM146 249H144V251H145ZM217 250V251H216ZM42 251V252H43ZM45 251H46V249H45ZM50 251H52V252H50ZM144 251H142V254L143 255H145V256H147V254H145V253H147L146 251L144 252ZM216 251V253H218V254H216V256H212V255H215V253H213V252H215ZM221 251V252H220ZM238 251V252H237ZM8 252H11V254L9 253V255H8ZM54 252V250H49L48 252H47V254H45V257H47L45 260L43 259L44 258V256H42V254H40L39 256L41 257V260L40 259H38V261L36 260V261H34V262H36L37 264L39 263V261L40 262H42V260L43 261H46V263L45 262H43L42 264H58V262L59 261H62V256H61V260H59V258H60V254H55V253H53ZM57 252V251H56ZM144 252V253H143ZM199 252V253H198ZM45 253V252H44ZM58 253V252H57ZM77 253V252H76ZM203 253V254H202ZM213 253V254H212ZM221 253V254H220ZM225 253V254H226ZM241 253V254H240ZM245 253V254H244ZM80 254H78V255H80ZM230 254V255H229ZM236 254V255H235ZM239 254V255H238ZM7 255L9 256L8 258H6L7 257ZM44 255V254H43ZM143 255L141 256L140 255V257L142 258V259H144V257H143ZM204 255V256H203ZM207 255V256H206ZM227 255V254H226ZM244 255V257H242ZM249 255V256H250ZM263 255V256H262ZM5 256V257H4ZM12 256H13V258H12ZM193 256H189V260H188V262H187V264H190V262L191 261H195L196 259L193 257ZM203 256V257H202ZM235 256L237 257V259H235ZM248 256V257H249ZM192 257H193V259H192ZM216 257V258H215ZM248 257H246L247 259H246V261L247 262H249L250 261V258H248ZM253 258V259H252ZM8 259V260H7ZM195 259V260H194ZM16 260H19L18 258L16 259ZM27 260V259H26ZM125 260V259H124ZM124 260H119L120 262V264H127V263H129L128 262V260L126 259V261L127 262H125ZM211 260V261H210ZM8 261H9V263H8ZM28 261V260H27ZM123 261V262H122ZM241 261V260H240ZM2 262H4V263H2ZM6 262V263H5ZM29 262V261H28ZM28 262H26L24 259L22 260V259H20V261H18V263L17 264H28ZM232 262H233V260H232ZM31 263H33V262H30L29 264H31ZM60 263V262H59ZM118 263V264H119ZM193 263H195V264H198V262H193ZM243 263V262H242ZM241 262H238L237 264H242ZM250 263V262H249ZM249 263H245V264H249ZM35 264V263H34ZM39 264H41V263H39ZM61 264V263H60ZM130 264V263H129ZM191 264H192V262H191Z\"/></svg>", "mask_w": 264, "mask_h": 264}]
</instances>
